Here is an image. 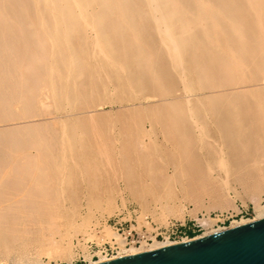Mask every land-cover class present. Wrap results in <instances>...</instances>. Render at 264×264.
<instances>
[{
  "label": "rangeland",
  "instance_id": "rangeland-1",
  "mask_svg": "<svg viewBox=\"0 0 264 264\" xmlns=\"http://www.w3.org/2000/svg\"><path fill=\"white\" fill-rule=\"evenodd\" d=\"M15 32V33H14ZM14 32H9V36H12V35H15V36H13V37H9V39L8 38H6V40L7 41H10L12 38H13V43L10 41V42H5L6 44H0V45H2V47H7V51L6 50H0V55L2 56H0L1 57V60H0V66H1V68H0V81L1 80H3V79H1V74L3 73V71L5 72V70H6V72L7 71H9L8 72V75L9 74H13L14 73V69H16L17 68V65H18V69H16V78L18 77V76H21V77H18L17 78V80H14L15 79V75H13V80H11L10 81V83L8 82V85L10 86L11 84H12V86L14 87H12L11 86V90H14L13 91V94H10V93H12V91H10V87L8 86L7 88H6V80L7 81H9L8 79V77H7V79H5L4 78V80H3V82L1 81L0 82V84L2 83V88L0 87V102H2V101H8V103H9V100H12L13 101V98H14V96H15V94H17V93H19V94H17V95H23V96H21V99H23L22 97H24V99H25V97L26 96H24V94L26 93L27 94V98L29 99V100H31V101H29V103H31L30 105H32V106H27V107H25L24 105H26L27 103H23L24 101L26 102V99L25 100H21V101H23V102H20V100H19V96L17 97H15V99H16V101H14V105H16L17 104V101L19 100V106H20V104L21 103H23V105L22 106H20V109L21 108H23V109H21V110H17L16 108L18 107V105H17V107H12L14 110H15V112H14V110L12 109V108H9L8 107V105L9 104H11L12 102H10L8 105H7V102L5 103L4 102V104L2 105V103H0V122H2V124L4 125V124H6V125H9V126H5L6 128H5V130H3L4 129V126L1 124L0 125V138H1V136H3L2 138L4 139V141H5V143L3 142V141H1L2 140V138L0 139V144H2V145H0L1 147H0V190L2 191H0V194L2 193V194H4V195H0V197L1 198H3V200L0 198V200H2V201H4V198L6 197V198H8V199H6L5 198V200H7V202H5V203H3L2 201H0L1 202V204H0V206L1 205H7V206H9V204H7V203H10L11 204V202L12 201H14V200H10V199H13L14 197L13 196H16L15 198H16V200H18L17 198H19V200H21V202L20 201H16L15 200V202L17 203H15V204H13L12 206H22V201H23V203H24V200H26L25 202H28V200L29 199H32V198H34L35 196V199L36 200H38V197L40 196V195H38V197H37V195H35V193L36 192H38V187H40L41 189H39V191H41L42 193H44L45 194V197H43L44 196V194H43V198H41V199H43V200H38L39 202L41 201H43V203H45V204H43V203H41V204H43V205H45L46 206V209H50V208H52L53 207V205H54V209H55V207H58V204H63L64 203V205H65V207H58L59 208V210L62 212V214H61V212H58L57 211V209L55 210V212H56V214H54L53 213V215L55 216H59L58 214L60 213V215H62V217H64L65 215H70L72 212H71V210L70 209H72V211H77L78 209H79V207L77 206V202H78V198H79V203H80V200H81V203L80 204H78V205H81V207L82 208H80L81 210H78V211H81L80 213L77 211V213H75V215L77 216L76 218H77V220L78 221H81L82 220V222H84L85 221V226L84 227H82L80 230L81 231H79V233H76L73 237H72V240H71V242H72V244H71V248H73V249H70V253L69 254H71L70 256H69V258L67 257V259L69 260H64L62 257H57V258H54V259H50V258H48L49 256L48 255H42V254H44L43 253V251H42V254L39 252V250L37 251V254H39L37 257L38 258H40L39 260H41V262L42 263H44V264H87V263H90V261H92V260H99L100 259V257H99V255L101 254V256H113V255H118L119 253L118 252H121V249L119 250V246H117L118 244H116L115 243V241L113 240V247L111 246L112 245V241H108V240H106V241H102V243H100L101 241L100 240H98V242H97V238L95 239L94 237H96V236H94V234H97L99 237L101 236L100 235V232H99V230L100 231H102L101 229L102 228H105L104 227V225H106V224H108V225H110V228H112V230H115V232H117V233H119V234H121V235H123V236H126L127 237V239H128V241H127V243H128V245H127V247L126 248H129V247H131L130 245H133V243H137L136 244V246L138 247V246H140L144 241L146 242V244L147 243H149V244H151L152 242H153V238H156L157 240H159V241H162V242H164L165 240L167 241V239L170 237L171 238V241H181L182 240V238L184 237H186V236H189V239L190 238H194V237H196V236H200V235H202V233H206V231L207 232H209V231H211L212 229L214 230V228L215 229H219L218 227H220V228H223V227H228L229 228V226H231V224L234 222V221H236V220H241V219H252V218H254L255 217V203L254 202H252V200H250V199H248V198H246V204H244V202H243V200H241V198L239 197V196H237L236 195V191H238V192H242V189L240 188V184L238 183V181L236 180V173H237V170L239 171V169H238V166H239V164H240V158L239 157H252V155H255V157L257 156V157H259L258 156V154L259 153H256L255 152V150L257 151V149L259 150V148H260V150H261V152H262V154H264L263 153V149H261V147L263 146L264 147V133H262V131L264 130V128H262L264 125V113L262 112V111H264L263 109L259 112L258 110L256 111L255 110V106L258 104H253V103H256L255 102V100H254V102H252L253 100H251V102H250V98H249V95H245V93L244 92H239L238 90H240V89H242L243 87H242V85L240 86V83H242L243 84V86H244V84L245 83H248V82H250V81H252V79H254L255 80V78H250L252 75H253V77H254V73H255V70L257 71L256 73L259 75L260 74V76L261 75H264V73L263 74H261V72L262 71H258L259 69H255V70H253V69H250L249 70V66H250V68H252V66L251 65H249V66H245L246 68H247V71H249V72H246L247 73V80H246V82L244 83L241 79L243 78V76L245 75V77H246V74L244 73L243 74V72H245V70L244 69H246V68H242V70H243V72L242 73H238V70L236 69L237 67H238V69L240 68L239 66H235L234 64H233V66H235V68H232V70L230 69V65H232L231 63H230V65H228L227 64V62L229 63V62H232V59L230 58V54L228 53V51H227V47L225 48L224 46V50H225V52H227V55H226V57H227V59H225L224 57H222V56H219L224 62H225V66L227 65V67L225 68L226 70H224V67H223V65H224V62L222 61H220L219 59V57H216V56H212L211 54H210V56H207V54H206V58H204L203 59V62H206V63H203L204 64V69L207 71H205L204 70V73L205 74H203V81L202 80H200L199 78H201L199 75L200 74H198V72H197V75H196V71H197V69H196V66L194 65V66H192V68H191V66H190V64L188 65V68L189 69H187V70H189V71H187L186 73H185V80L189 83H187V82H183L182 81V78L179 76V75H177L178 73H175V74H173V72H176V71H173L172 70V68H171V66H169V68L167 67L168 66V64L169 63H167V62H169V59H168V61H166L167 59H165L166 57H165V53H161V52H158L159 53V56H158V64L163 68V69H165L164 71H166L167 72V69L166 68H168L169 70H171V71H168V74L166 75V77H165V79H164V81H162L160 84H158V85H156V83H153L152 81H145V80H142V78H139L140 76H141V74L140 75H138L140 72H139V70L138 71H135V78H136V80H138L139 79V81H140V83H141V85H140V83L138 84L137 82H136V84H138L139 86H137V85H135V83H130L131 81L133 82V80H134V82L136 81L135 80V78L133 77V78H130V76L128 77L126 74V76L124 75V74H121V72H119V71H116V69H115V67L113 66V65H110V63L108 62V65H109V67H111L112 69L114 68V70H115V74H116V76H117V74H118V76L117 77H115L114 79L115 80H118V79H116V78H119V79H121V81H122V83H125V84H129V85H127V86H125V84H122V85H124V87H125V90H126V87H128L127 88V90L129 91H127L126 90V92H128V94H129V97L130 98H132V99H128L129 97H128V94H125L124 93V90L122 91L121 89L122 88H120L118 85H115V84H120V81L118 80V81H116L115 82V80L113 81L112 79H113V76H115L114 75V72H113V70L111 69V68H108V70H107V72L111 69V71H109L110 73H112V74H110L109 72L107 73L106 72V74H105V70H106V66H107V60H106V58H105V56H103L102 54H103V52L102 53H100L99 52V50H97V49H99L98 47L99 46H94L93 44H95L94 42H93V44H92V41H93V39H95V36H93V35H96V32L95 31H93V30H86V31H82V32H78V34H81V36L80 35H78L79 36V39L81 40V41H83V42H79L80 40L78 39V37H76L77 35H75V33H77V32H75V33H73V35L75 36H73V39H74V42H76V44L75 45H73V47L74 46H76L77 45V50H79L78 48H80V51L79 52H81V50L82 49H84V47H86V45L85 46H83V44L82 43H85V41L87 42V38H86V35L88 34H91V35H87V37H89L88 38V43H89V40H90V42L91 43H86V44H88V49H86L85 48V51L84 50H82L83 51V54H82V52H81V56H83L84 55V53L86 54L87 53V50H89L88 51V53H89V56L91 57V55L93 56V58H92V60H91V58L89 59L88 57H87V55H88V53L86 54V56L84 55V60L82 59L81 61V65L83 66V69H82V72H83V75L81 76V78L80 77H77V78H79V80L78 81H81V82H83V83H81L82 85L84 84V82L86 83V85H84V86H82L81 84L79 85V88H78V86L76 87L77 89H75V85L77 84H79V82H77L75 85L74 84H72L73 82H75V80L73 81V78H69L70 76H71V74H73V73H75L74 72V69L72 70L73 72L71 73V71L69 70V71H67L66 70V67H64V66H66L67 65V69H70V68H72V66H69L68 67V63L65 65L64 64V66L62 67V65L61 66H59V68L60 69H62V68H64L66 71L65 72H68V74H70V76L68 77V74L66 73L65 75H67V76H65L62 72L64 71V70H62V72H60L61 70L59 69V74L58 73H56V74H53L52 72H58V69H55L58 65L56 64V65H54V67L55 68H53V67H51L52 65H50L51 63H53V59L52 58H50V56L48 57V55H49V53H51V51H50V48H48V50H45L47 47H50L49 45L47 46L46 44L48 43V41L46 40L45 41V43H44V46H47L46 48L44 47V46H42L41 44H43L42 43V41H43V36L44 35H46L45 33H44V35L43 36H41V32H40V35L39 34H37V36L39 35V36H41V38L42 39H39L40 40V42H41V44L38 42V37L36 38V36L35 35H33V34H31V33H26V34H23L24 36H25V39L27 40H25L26 42V45H27V47L25 46V43H24V41L21 43V44H23L22 46H21V44H20V47H19V45H17L20 49H23V51L25 52V54L24 53H22V54H24V55H22L21 54V52H22V50L20 51V50H18L17 49V47L15 48L14 47V49L15 50H12L11 48H12V46L11 45H13V44H15V41H17V38H15L16 36H20V34L19 33H16V32H19V31H15L14 30ZM89 32V33H88ZM91 32V33H90ZM95 32V34H93V33ZM8 33V32H7ZM6 33V34H7ZM43 33V32H42ZM83 33V34H82ZM3 34V33H2ZM4 35L3 34V36H8V34L7 35ZM11 34V35H10ZM84 34H86V35H84ZM152 34L153 35H151V36H153L152 38L154 39V40H156V42H158L157 40H159V37L158 36H156V34L154 33V32H152ZM27 35V36H26ZM91 36H93L94 38H92ZM156 36V37H155ZM45 37V36H44ZM85 37V38H84ZM158 37V38H157ZM11 38V39H10ZM19 38V37H18ZM40 38V37H39ZM90 38H92V39H90ZM157 38V39H156ZM16 39V40H15ZM83 39V40H82ZM84 39H86L85 41H84ZM77 40H79V41H77ZM95 41V40H94ZM73 42V43H74ZM155 42V44H157ZM159 42H160V40H159ZM158 42V43H159ZM10 43V44H9ZM20 43V42H19ZM38 43L40 44L39 46H38ZM50 43V42H49ZM36 44V45H35ZM155 44H153V45H151V50H157V49H155V48H157L158 46H156ZM8 45V46H7ZM155 45V46H154ZM159 45V44H158ZM10 46V47H9ZM13 46H15V45H13ZM81 46H83V47H81ZM38 49H37V48ZM93 47H95V49H93ZM97 48V49H96ZM100 48H101V50L103 49L104 50V48L102 47V46H100ZM6 49V48H5ZM25 49V50H24ZM29 51H28V50ZM18 51V53H20V54H16L17 53V51ZM75 50H76V47H75ZM96 50L98 51V52H96ZM9 51V52H8ZM29 53H28V52ZM39 51H41L42 53H43V55H45V58L44 59H38L36 56L38 55V52ZM47 51H49L48 53H47ZM92 51H94V52H92ZM157 51H159V50H157ZM8 52V53H7ZM91 52V53H90ZM96 52V53H95ZM164 52V51H163ZM2 53H4V54H2ZM10 53H11V55H10ZM28 53V54H27ZM78 53V52H77ZM97 54V55H95V54ZM100 53V54H99ZM104 53H105V51H104ZM8 54V55H7ZM26 54H27V56H26ZM48 54V55H47ZM80 54V53H79ZM165 54V55H164ZM5 55H7L8 56V61H6V60H4L3 59V57L5 56ZM10 55V56H9ZM14 55V56H13ZM30 55V56H29ZM33 55V56H32ZM51 55V54H50ZM13 56V57H12ZM21 57V56H24V58H22L23 60H25L26 59V61L27 62H25L26 63V66L24 67V65H25V63L23 62V64L21 63V61H19L18 59H16L17 57ZM34 56H35V58H34ZM165 58H164V57ZM26 57V58H25ZM85 57H87L89 60H87L88 62H91V63H89V66H88V62L87 63H85L86 62V58ZM94 57L96 58V59H94ZM162 57V58H161ZM214 57V59H215V61H214V59L212 60V58ZM229 57V58H228ZM4 58H7V57H4ZM210 58H211V60H210ZM217 58H219V59H217ZM18 60L17 61V63H19V64H17L15 61L16 60ZM22 59H20V60H22ZM50 59H52L51 61L52 62H50ZM99 59H102V60H99ZM230 59H231V61H230ZM3 60L4 61H6L5 62V65L3 64ZM11 60V61H10ZM49 60V61H48ZM104 60V61H103ZM206 60H208L209 62H207ZM10 61V63H8ZM84 61V62H83ZM99 61H100V63H99ZM214 61V62H213ZM216 61H217V63H216ZM14 63V65H13V63ZM44 62V63H43ZM48 62V63H47ZM50 62V63H49ZM10 64V66H12L13 65V68L12 69H10V67H9V65L8 64ZM28 63V64H27ZM2 64L4 65V66H2ZM17 64V65H16ZM43 64H44V66H43ZM85 64H87V66L84 68V65ZM206 64V65H205ZM208 64H210V65H208ZM21 65V66H20ZM37 65V66H36ZM98 66V68L99 69H96L97 68V66ZM101 65L102 66H104V67H101ZM212 69L211 71H212V73L210 72V70H209V68H207L208 66ZM14 66H16V67H14ZM20 66V67H19ZM45 66H46V69L48 70H45L46 71V73H48L49 75H50V72L52 73L51 75H53V76H49V75H46V73H44V71H43V69H45ZM94 66H96L94 69H95V71H93L94 69L92 68V67ZM166 66V67H165ZM221 68H220V67ZM4 67H6V69L4 70L3 68ZM9 69H8V68ZM22 67V68H21ZM62 67V68H61ZM81 67V66H80ZM229 67V68H228ZM253 67H256V66H253ZM50 68H52L53 69V71H49L50 70ZM58 68V67H57ZM73 68H75V67H73ZM90 68V69H89ZM92 68V69H91ZM216 68V69H215ZM256 68H260V66H257ZM8 69V70H7ZM25 69V70H24ZM85 69H89L88 71H87V73H88V75H89V73L92 71V72H97V70H98V72H97V74H98V77H100V79H101V77L103 78V80L105 81V79H107V82L105 81H103V82H99V80L100 79H98V83L97 82H93V81H96V79H94V78H96L97 77V75L94 73V76H92L93 75V73H92V75H91V73H90V77H86L85 78V76L87 75H85ZM222 69V70H221ZM228 69H229V72H230V74L231 75H236V74H238V75H240L241 77V81H239L238 80V78H239V76H237L236 75V78H234V80H238L237 82L239 83V85H238V83H236V84H234V82L235 81H233V78L232 77H234V76H232L231 77V75H229V73H228ZM233 69H235L236 70V72H235V70H233ZM241 69V68H240ZM261 70L263 69V67L261 66V68H260ZM1 70H3L2 72H1ZM18 70V71H17ZM30 70H31V72H30ZM38 70V71H37ZM42 72H41V71ZM102 70V71H101ZM196 70V71H195ZM209 70V71H208ZM224 70V71H223ZM241 70V71H242ZM25 71H27V72H25ZM90 71V72H89ZM195 71V72H194ZM219 71H223L222 72V74H221V72H219ZM225 71H227L226 73H225ZM6 72L3 74V75H7L6 74ZM20 74H18V73ZM101 72V73H100ZM137 72H139V73H137ZM189 72H191V73H189ZM193 72V73H192ZM239 72H240V70H239ZM252 72H254V73H252ZM263 72H264V70H263ZM14 73V74H15ZM27 73V74H26ZM29 73H30V75H29ZM31 73H33V74H35V78H34V75L33 74H31ZM40 73L42 74V75H40ZM61 73L64 75V77H66L65 79V81L62 79V76H61ZM102 73H104V74H102ZM189 73V74H188ZM195 73V74H194ZM228 73V74H227ZM236 73V74H235ZM252 73V74H251ZM17 74H18V76H17ZM60 75L61 77H59V76H56V75ZM76 74V73H75ZM102 74V75H101ZM109 74H110V76H109ZM192 74V75H191ZM224 74H226V75H229V76H227V77H229V78H227L226 77V75L224 76L225 78H226V81H225V79H224V77H222V75H224ZM251 74V75H250ZM7 75V76H8ZM23 75V76H22ZM33 75V78L32 77H28V76H32ZM87 75V76H88ZM100 75V76H99ZM106 76V77H103V76ZM111 75H113L112 76V79L111 78H109V77H111ZM120 75H122V76H120ZM175 75H177V76H175ZM188 75V76H187ZM192 77H191V76ZM197 76V78L201 81H198V79L196 78V76ZM257 75V76H258ZM45 76H47L48 77V79H45V80H47V82L48 83H45L46 81H44V79H43V77L44 78H47V77H45ZM84 76V78L85 79H92V77H94L93 78V81L91 80V82H90V80H89V82H86V80L84 79V78H82ZM138 76V77H137ZM199 76V77H198ZM215 76V77H214ZM250 76V77H249ZM256 76V77H257ZM259 76V78H257V79H262L263 77H260ZM3 77H6V76H2V78ZM24 77H25V79H29V78H32V80H33V84L31 85V79H29V80H27V82H26V80H23L24 82H26V83H29L28 85H26V83H24L23 81H22V79H24ZM50 77V78H49ZM53 77V78H52ZM55 77V78H54ZM58 77V79H56ZM63 77V78H64ZM97 77V78H98ZM126 77V78H125ZM181 79H180V78ZM204 77H206L205 79H204ZM60 78V79H59ZM77 78H76V80H77ZM170 78H171V80H173L172 82H175V83H173L174 85H172V86H174L175 88H174V90H176L177 91V93H176V91H174L175 92V94L173 95H171V93H174L173 91L169 94L168 92H163L164 94L166 93H168V95H169V97L171 96H173L175 99H177V100H179V101H182V99H184L181 103H183V104H185L186 102H185V98H186V100H187V102L189 103L188 105H190V107L189 106H187L188 108H190L191 110H192V114L189 112L188 113V111H191L190 109L187 111V114H191L190 116L188 115V117L191 119V121L193 120L194 121V124H193V121L192 122H186V121H184L183 119H186L187 118V115H186V112L184 113L183 112V110H185L184 108H186V110L188 109L187 107H186V105H187V103L185 104V106H182L183 104H180V102L179 101H177V100H175L176 102L175 103H171V104H173V105H169L170 104V102H174V101H172L171 100V98H168V96H166L167 98H164V99H167V100H171L170 102H168L169 104H167L166 102H167V100H164L162 97L164 96L165 97V95L163 94H160L161 92L160 91H163V89H165L164 91H166V90H168V91H171L172 89H173V87L171 88V83H170ZM177 78H179V80L177 79ZM195 78V81L196 82H193L194 80H191V79H194ZM208 78V79H207ZM218 79L219 80V84H220V86H217L218 85V83L217 82H213V81H215L216 79ZM49 79L50 80H52V82H55L54 83V86L53 85H51V81H49ZM55 79V80H54ZM63 81H62V80ZM81 79V80H80ZM127 79V80H126ZM128 79H130V81L128 80ZM131 79H133V80H131ZM188 79V80H187ZM197 79V80H196ZM212 80V83H210L211 81L210 80ZM221 79H223V81L221 80ZM233 83L232 84V87L230 86V81ZM54 80V81H53ZM61 80V82H66L65 84V86H64V84H62L63 86H64V90H63V88L61 89V90H63L62 92H63V94L66 96H68V98L66 97L65 98V96L63 97L66 101H63L64 102V105H63V108L64 109H62V105H60L59 104V106H60V109H58L59 107H58V103H61L62 102V100L60 99V97L62 98V96H61V94H62V92H61V90H60V88L62 87V85H58L59 83H56V82H59ZM68 80V81H67ZM84 80V81H83ZM208 80V81H207ZM228 80V81H227ZM263 80V79H262ZM261 80V81H262ZM19 81V82H18ZM31 81V82H30ZM42 81H44V82H42ZM73 81V82H72ZM88 81V80H87ZM111 81V82H110ZM112 81L114 82V83H112ZM177 81V82H176ZM182 82V84H180V82ZM210 81V82H209ZM217 81V80H216ZM225 81V82H224ZM15 82H17V83H15ZM51 82V83H50ZM92 82H93V84L94 83H97V85H98V87H97V85L95 86V84H94V86L96 87H94V86H92L93 84H92ZM110 82V83H109ZM118 82V83H117ZM152 82V83H151ZM191 82V83H190ZM211 84V88L210 89H208V87H206V85H210L209 83ZM222 82H224L223 84H222ZM229 82V83H228ZM254 82V81H253ZM253 82H251V83H248V84H246V86H244V88H247V85L249 86V87H252L251 88V91H250V93L252 92V91H254V88L257 86H260V89L261 90H259L257 87V89L254 91L255 93H258L259 94V96H257L254 92H252L251 93V98H253V99H256V98H259L260 97V99H261V103L262 104H260V102H259V105H263L264 106V94L262 93L263 92V90H262V88L264 89V81H262L261 83H262V88H261V83H258L259 81H255L254 83H258V85H256V84H252ZM5 83V84H4ZM20 83V86L18 85ZM49 83H50V85H49ZM87 83H88V85H87ZM90 83H91V86H92V88H90V89H92V90H94V91H96V92H93V93H95V94H93L94 96H96V97H93V95L91 96L90 94H88L89 92H92V90H90V91H88V88L90 87ZM101 83H102V85H101ZM109 85H107V84ZM163 83V84H162ZM177 83L179 84V87L177 88L176 86H177ZM184 83H186V86H188L187 88L188 89H190V91H191V93L189 92V90H185V84ZM193 83V84H192ZM195 83H197V85L195 84ZM198 83H203V86H201L200 84H198ZM206 83V84H205ZM24 84L25 86H26V88H23L24 86H22V85ZM70 84V85H69ZM103 84H106L107 86H108V88H110V89H108L107 91H109V92H111L110 93V96H109V98L111 99H115L114 101L111 99V101L109 100V98H108V95H109V92L107 93V94H105L107 91H106V89H107V87H105L106 85H103ZM145 85V87H144V89H143V85ZM162 84V85H161ZM225 84V85H224ZM250 84H252V85H254V86H252V85H250ZM260 84V85H259ZM31 85V86H30ZM34 85V86H33ZM40 85H42V86H40ZM44 85H46V88L45 87H43ZM47 85H48V87L50 86V87H52V88H56L55 89V91H54V89H53V91L54 92H56V94L54 95V97H52V101H42V100H45L46 98H44L45 96H46V94H47V91L49 92V90H47L48 88H47ZM72 85H73V87H72ZM112 85H114V87L112 86ZM135 85V86H134ZM152 85V86H151ZM160 85V86H159ZM164 85V86H163ZM182 85L185 87L184 88V90H185V93H184V90H183V87H182ZM193 85V86H192ZM200 85V86H199ZM222 85H223V87H222ZM233 85L234 86H236L235 88L233 87ZM256 85V86H255ZM4 86V87H3ZM21 86H22V89H19V90H16V89H18L17 87H19V88H21ZM28 86H30V88L28 87ZM57 86H59V87H57ZM61 86V87H60ZM72 88H71V87ZM82 88H81V87ZM87 86H88V88H87ZM102 86H104L105 87V89H104V87H102ZM129 86H130V88H129ZM137 89V90H140V86L142 87V89H143V91L147 94V92H150V93H148L149 95L147 96H145V94H144V92H143V94H142V92L141 91H139V92H141V93H137L136 92V90H135V88ZM137 86V87H136ZM162 86V87H161ZM195 86H198V87H196L197 89H198V91H196V89H195ZM206 87V90H203V89H205V87ZM237 86H240V87H237ZM27 87L29 88L27 91H28V93H30V92H37L38 91V89H41L42 87L45 89V91H44V93H43V90H41L42 91V95L44 96H42L43 97V99H42V97H41V91L39 90V95H37L36 93H34V94H32V95H34V96H36L37 95V98L40 96V98H38V99H41V100H38V99H36V101H38V103L41 101L42 103L44 102V104H45V102H48L47 104H45L46 106L47 105H49V104H51L52 106L51 107H53L54 108V111L52 110L53 108H50V106H49V108H47L46 106H44V108L45 109H43V110H45V111H48L47 109H50V112L51 111H53V112H51V114L50 113H48L49 115H51L50 117H49V115L47 114V112H46V116H48L46 119L45 118H43V116H44V114H43V112H45V111H43L40 107H42L43 105H41L40 107H39V105L37 104V102L35 101L34 103H32V101H34L35 100V97L34 98H32V99H30L31 97H32V95H31V97H28V93H27V91H26V89H27ZM33 87V88H32ZM39 87H41V88H39ZM50 87H49V89H50ZM85 87V88H84ZM93 87L95 88V89H97V88H100V87H102L103 89H99V91H102L103 92V95L101 96V94H102V92H97V90H95V89H93ZM118 87V88H117ZM122 87V86H121ZM123 87V88H124ZM131 87H133L132 89H131ZM139 87V88H138ZM166 87H168V89H166ZM190 87V88H189ZM201 87H204L203 89L201 88ZM221 88L222 87V91L220 90L219 91V88ZM226 87H228V88H226ZM230 87V88H229ZM71 88V89H70ZM87 88V89H86ZM116 88V90H114L113 92H112V89H115ZM161 90H160V89ZM179 88H181L180 90L182 91V94L184 95V97H183V95H181V91L179 90ZM186 88V89H187ZM193 88L195 89V90H193ZM216 88H218V89H216ZM232 88V90H231V92H230V89ZM233 88H234V90L235 89H237L236 91H238L239 93L238 94H236V91L234 92L233 91ZM243 88V89H244ZM3 89H5V91H3ZM25 89V90H24ZM34 89V91H32ZM73 89H74V91H73ZM85 89V90H84ZM118 89H120L121 91H119L122 95H124L123 96V98H125V97H128V98H126L128 101H126V100H121V98H118L121 94L118 92V94H117V92L116 91H118ZM211 89L213 90V91H211ZM214 89H216V90H214ZM227 89H229V90H227ZM9 90V91H8ZM21 90V91H20ZM37 90V91H36ZM47 90V91H46ZM50 90H52V89H50ZM65 90H66V92H65ZM83 90V91H82ZM146 90V91H145ZM160 90V91H159ZM211 91V92H209V91ZM245 91H247V90H249V88H247V90L246 89H244ZM244 90H240V91H244ZM16 91H18L17 93H16ZM21 93H20V92ZM71 91H73V92H75L76 91V93H73V92H71ZM86 91V92H85ZM132 91V92H131ZM134 91V92H133ZM188 91V92H187ZM192 91L194 92V91H196V92H198L197 94H195L194 95V93H192ZM214 91H216V92H214ZM258 91V92H257ZM4 92V93H3ZM9 92V93H8ZM15 92V93H14ZM25 92V93H24ZM51 92L52 91H50V94H51ZM60 92V93H59ZM77 92H78V94H79V96H77ZM81 92V93H80ZM116 93V95H115V93ZM180 92V93H179ZM218 92V93H217ZM219 92H220V95H222V97L221 96H219L218 94H219ZM260 92V93H259ZM8 93V94H7ZM71 93H73V95L71 94ZM99 93V94H98ZM101 93V94H100ZM113 93H114V95H113ZM132 93V94H131ZM179 93V97H181V98H177V97H175V96H177V94ZM188 93V94H187ZM202 93H204L205 94V96L207 97V98H204V96H203V94ZM214 93V95H216V96H214L213 95V97L211 96L212 94ZM215 93H217V94H215ZM222 93V94H221ZM247 93H248V91H247ZM246 93V94H247ZM4 94H7L8 96H7V98L5 99V98H2L3 97V95ZM36 94V95H35ZM50 94H47V96L48 95H50ZM52 94H53V92H52ZM51 94V96H53ZM98 95V97H97V95ZM136 94H137V96H136ZM141 94V95H140ZM152 94V95H151ZM186 94V95H185ZM193 95L192 97H191V95ZM198 94H201V96L200 97H198L197 95ZM206 94H208L209 96H207ZM249 94V93H248ZM256 95V96H252V95ZM10 95H12V96H10ZM14 95V96H13ZM76 95V96H75ZM82 95V96H81ZM118 95V96H117ZM126 95V96H125ZM143 95V96H142ZM181 95V96H180ZM217 95L219 96V98L217 97ZM242 95V96H241ZM5 96V95H4ZM10 96V97H9ZM30 96V95H29ZM51 96H49L48 97V99H50V97ZM75 96V97H74ZM185 96H188L189 97V99L190 100H188V97H185ZM226 98V99H228V100H226L225 101V99L224 100H222L224 97ZM244 96H246V97H244ZM247 96H248V98H247ZM6 97V96H5ZM56 97V101H57V104H56V102L54 101V103H53V98H55ZM79 97V98H78ZM101 97H103V98H101ZM134 97H136V98H134ZM183 97V98H182ZM194 97V98H193ZM195 97L196 98H198L199 99V101H197L198 99H195ZM201 97H203V98H201ZM220 97L222 98V99H220ZM262 97V98H261ZM10 98H12V99H10ZM62 98V99H63ZM72 98H73V100H72ZM75 98V99H74ZM77 98V99H76ZM104 98H106L107 100H105ZM122 98V99H123ZM134 98V99H133ZM141 100V102L138 100ZM143 98V99H142ZM174 98H173V100H174ZM213 98H214V100H213ZM5 99V100H4ZM58 99V100H57ZM59 99L61 100L60 102H59ZM70 99V100H69ZM117 99H119V101H117ZM139 101H137V100ZM161 99V100H160ZM181 99V100H180ZM193 99H195V101H193ZM206 99V100H205ZM218 99H220L219 101H218ZM234 99H235V101H237L236 103L234 102V104H236L235 106H234V104H233V101H234ZM244 99L246 100V101H244ZM249 100V102H248V100ZM260 99H256V100H260ZM71 101V103L70 104H68L69 103V101ZM134 100H136V101H134ZM154 100H156L157 102H159V103H157L156 101H154ZM163 100V101H162ZM192 100V102H190ZM213 100V101H212ZM233 100V101H232ZM263 100V101H262ZM74 101V102H73ZM79 101V102H78ZM85 101H87V103L86 104H88V105H85ZM103 101H105V102H103ZM130 101H131V103L133 104L132 105V107H130L129 105H131V103H130ZM149 101V102H148ZM166 101V102H165ZM202 101V102H201ZM204 101L206 102V104H207V106L206 107H208L209 108V110H208V112L206 111V112H204L205 110L204 109H206L207 110V108H204L205 106L204 105H206V104H204ZM221 101H222V104H221V107H222V109H219V103H221ZM223 101H225V103L223 102ZM239 101V102H238ZM242 101V102H241ZM246 102V103H244V102ZM15 102H16V104H15ZM98 103V105H95V104H97ZM111 102V103H110ZM138 102V103H137ZM145 102H147V103H149L150 104V106H151V104H152V107L153 108H150V106H148L150 109H153L154 110V104L155 103H157L156 104V108H158L159 107V109L157 110V111H159L160 112V114H162V116H161V118L160 117H156L155 118V114L157 113V111H156V113L154 112V111H152V110H149V108L147 107V106H143V104H146L147 105V103H145ZM155 102V103H154ZM162 102V103H161ZM196 102V104H197V109H195V107H194V103ZM231 102V103H230ZM241 102V103H240ZM41 103V104H42ZM55 104L56 105V107L53 105V104ZM65 103H67V104H65ZM99 103H100V105H99ZM110 103V104H109ZM127 103H129V104H127ZM141 103V104H140ZM154 103V104H153ZM164 106V104H165V109H164V107L161 105V104ZM164 103V104H163ZM176 103L178 104L177 106V108H181V109H179V112L182 110V112H183V114H180L179 112H178V109L176 110L175 108H173V110L174 111H176V112H178V114H179V116H178V119H179V117H180V115H184L183 117V119L180 117V119H182L183 120V124L181 123V121L180 120H177L176 118H175V123L177 122V123H180V125L178 124V128H179V130H178V132H177V127H176V125L175 126H173L175 123L173 122L174 121V118L173 117H176V115H178V114H176V112L174 113L175 114V116H174V114L173 113H170L169 114V112H170V109H169V111H168V108H170L171 107V109H172V106H176ZM202 103H203V106L204 107H202ZM229 105V107L230 108H228L227 106V104ZM250 103V104H249ZM81 105V106H78V105ZM92 104H94V105H92ZM139 104V105H138ZM216 104H218V106L216 105ZM225 105V107H223L224 105ZM6 105V106H5ZM13 105V103H12V105L11 106H14ZM35 105V108L37 107H39L38 108V110H39V112H38V110H37V108H36V110H32L34 113H35V111L37 112L36 113V117L37 116H39L40 115V113L42 112V114H41V116L40 117H42V118H40V117H35V115H34V118H32L31 116V114H33V113H31L32 111H31V109L30 108H32V109H35L33 106ZM36 105H38V106H36ZM138 107H137V106ZM144 107H142V106ZM170 107H169V106ZM211 105V106H210ZM223 105V106H222ZM242 105V107H240ZM245 105V106H244ZM253 105H255V106H253ZM5 107V109H4V107ZM10 106V107H11ZM65 106V107H64ZM77 106V107H76ZM85 106H88L89 108L91 107V109H93V110H91V109H86L87 107H85ZM122 106L123 107H128V108H131L130 110H131V112H130V110L128 109V111L127 110H125L126 108H122ZM136 106V107H135ZM7 107V108H6ZM28 110V107H29V109H30V111L31 112H29V111H27L25 108ZM70 107H73V108H70ZM75 107V108H74ZM134 107V108H133ZM163 107V108H162ZM167 107V108H166ZM211 107V108H210ZM228 108V110H227V108ZM239 109H238V108ZM246 107H247V109H246ZM258 107V109H259V106H257ZM9 108V109H8ZM19 108V107H18ZM57 108V110H55ZM67 108V109H66ZM70 108V109H69ZM97 110H95V109ZM121 108V110H122V112H121V110H119V109ZM223 108L224 109H226L224 112H227V114L226 113H224L223 114V116H222V114L220 115V113H222V111H223ZM232 108V109H231ZM234 108H236V109H238L236 112L238 113H236L235 111H232V110H235ZM250 108V109H249ZM260 108H262V107H260ZM12 111H11V110ZM24 109H25V112L23 113V111H24ZM75 109V110H74ZM132 109L133 110H135V112H134V114L136 113V115H134V116H137V117H135L136 118V121H135V119L133 118V119H131L133 116H132V113H133V111H132ZM143 109V110H142ZM257 109V108H256ZM8 110L9 111H11L10 113L8 112ZM16 110L18 111V113L16 112ZM40 110H41V112H40ZM61 110H63L62 112H61ZM67 110H69L70 112H67ZM76 110H78L77 112H75ZM82 110H83V113H81L82 112ZM84 110H85V112H86V110H88V112L87 113H85L84 112ZM110 110H111V112H110ZM117 110V111H116ZM138 110V114H137V111ZM156 110V109H155ZM166 112H165V111ZM173 110H171L172 112H174ZM185 110V111H186ZM195 110H196V112L198 111V113H199V110H200V112L201 113H203V115H205V113H206V115L207 114H209L210 115V113L212 112V113H214V114H212V116H214L217 112V115L215 116V118L213 117L212 118V116H203V119H205L206 120V122H205V120L203 121V122H205L204 124H202L201 122V124H202V126L203 125H205L206 126V128H208L209 129V131H207L206 130V128H205V126H203V129L201 130V135L199 134V131L198 130H200V129H198L197 128V126L196 125H198V127H200V124H199V122L198 121H200L201 119H202V114L200 115L201 116V118H199L200 116H199V114H197V113H195ZM218 110V111H217ZM219 110H220V113H219ZM245 110H247V112H244ZM248 110H251V111H248ZM22 113H21V112ZM57 111H59V112H57ZM105 111H107V112H105ZM116 111V112H115ZM151 111V112H150ZM228 111H230L229 113H228ZM256 111V112H255ZM6 112H7V114H10V117H9V115H8V117L6 118V116H7V114H6ZM13 112H14V115L16 114V115H18L19 117L18 118H16V117H14V115H13ZM29 112V113H28ZM49 112V111H48ZM54 112H55V114L57 115L56 117H55V114H54ZM61 112V115L59 114ZM65 112V114L67 113V115L65 116V114H63L62 115V113H64ZM73 112H75V113H73L74 114V117H73V121L74 122H72L71 120V118H72V113ZM80 112V114L81 115H83L84 117V120L82 119V121H83V123L82 124H76L75 122H77V123H80L79 121H80V119L79 118H81V116L79 115V114H77V113H79ZM92 112V114H93V112H94V114L96 113V115L97 114H100V115H98V119H96L95 117H94V122L92 121V120H88L87 121V119L89 118H91L90 117V113ZM108 112L110 113L109 115H108ZM112 112H113V115H112ZM129 114H128V113ZM143 112V113H142ZM240 112H242V113H240ZM250 112H253V115H252V113H250ZM71 113V114H70ZM89 113V114H88ZM101 113H103V114H101ZM106 113H107V116L105 117V115H106ZM153 113V114H152ZM260 113V114H259ZM20 114H22V116L20 115ZM25 114V115H24ZM28 114L29 115H31V116H28ZM39 114V115H38ZM54 114V115H53ZM93 114V115H94ZM121 114H123V115H121ZM160 114H157V115H160ZM218 114H219V116H218ZM232 114V115H231ZM244 114V115H243ZM259 114V115H258ZM262 114V115H261ZM68 115H71V117L70 116H68ZM76 115H78L77 117H78V119H79V121H77V118H76ZM89 115V116H88ZM131 117V118H129V116ZM147 115V116H146ZM192 115H194L193 117H192ZM199 117H198V116ZM237 115V116H236ZM261 115V116H260ZM24 116V117H23ZM52 116H54V118L52 117ZM67 117L68 116V118L66 119L65 117ZM87 118H86V117ZM92 116V115H91ZM99 116L101 117V116H103V118H100L102 121H105V119L108 117V116H113V117H111V118H113V119H111L110 117L108 118V120L107 121H105V122H100L101 120L99 119ZM116 116V119L118 120V122L114 119V117ZM118 116V117H117ZM195 116H196V118H195ZM217 116H218V118H217ZM220 116H222L221 118H220ZM227 116V117H226ZM231 116V117H230ZM245 116V117H244ZM256 116H258L257 118H256ZM3 117V118H2ZM13 117H14V120H13ZM21 117V118H20ZM22 117H23V121H25L24 120V118H26V120H28V118L27 117H29V121H26V122H23L21 119H22ZM93 117V116H92ZM170 119V117H172L171 118V120H170V122L168 123V122H166L167 120H169L168 118ZM223 117L225 118L224 120H226V118H227V122H226V126L224 125V123L225 122H223L224 120H222L223 119ZM230 117V118H229ZM234 117V118H233ZM237 117H238V119H237ZM252 117V118H251ZM259 117H261L260 119H258ZM6 118V119H5ZM11 118V119H10ZM16 118V119H15ZM31 118H32V120L33 121H35L34 123H33V126L35 125V127H33V126H31V125H29V126H31V127H29L28 125L27 126H25L26 127V129H25V127L23 126V125H25V124H27V122L28 123H30L32 120H31ZM38 118H40V119H38ZM50 118H53L54 120L53 121H56V119L57 118H62V121H61V119H59V121L57 120L56 122H60L59 124L61 125L60 127H57L56 125L54 126V122L52 121V123H51V121H50ZM56 118V119H55ZM76 118V119H75ZM86 118V119H85ZM105 118V119H104ZM119 118V119H118ZM130 120H129V119ZM147 118L149 119V120H147ZM152 118V119H151ZM157 118L159 119H161V120H163V122H164V125H163V122L161 121V124L160 123H158L159 122V120H157ZM200 119V120H198L197 121V119ZM208 118V119H207ZM213 120H212V119ZM216 118H217V121H219V123H221L222 122V124L224 125V127L225 128H223V126L220 124V125H215V123L217 124L218 122L216 121ZM219 118L222 120V121H220L219 120ZM250 118V119H249ZM254 118V119H253ZM256 118V119H255ZM263 118V119H262ZM2 119H3V121H2ZM8 119H10V120H13V122H10ZM19 121H18V120ZM38 119V120H37ZM65 121H64V120ZM92 119V118H91ZM98 121L99 120V122H98V124H100V125H98V127L97 128H95L96 126H95V123H96V120ZM110 119V120H109ZM126 119H128L129 121H126ZM202 119V120H203ZM210 119V121H208ZM235 119H237L236 121H235ZM253 119V120H252ZM7 122H6V121ZM31 120V121H30ZM36 120L38 121V122H36ZM42 120H47V121H42ZM48 120L50 121V122H48ZM68 120H70V121H68ZM114 120V121H113ZM133 120V121H132ZM153 120V121H152ZM201 120V121H202ZM240 120V124H242L241 125V127L239 128L238 126H235L236 124H238L237 123V121H239ZM254 120H256V121H254ZM257 120H261L260 121V123H262V125L260 124V123H257V124H260V126H262L261 127V132H260V129H259V126H258V129L256 128L257 127V125L255 124L256 122H257ZM4 121H5V123H4ZM15 121H18V122H20L21 124L23 123V125H21V127H23L24 128V130L21 128L20 129V127H19V129H20V131L22 130V134H21V132L19 133V131H15V134H14V130H18L17 128H18V126L16 127L15 125L16 124H18V122L16 123ZM69 122V126H68V122ZM81 121V122H82ZM87 121V122H86ZM91 121L94 123V124H90L91 123ZM108 121H111L110 123H114L115 122V124L118 126H116L115 124H112L113 125V127H109L110 125H108L109 124V122ZM136 123H135V122ZM154 121H157L156 123H158V125L156 126V123L154 122ZM179 121V122H178ZM195 121H197V124H195L196 122ZM208 121V122H207ZM213 121H215V123L213 122ZM250 121V122H249ZM251 121H253V122H251ZM258 121V122H259ZM263 121V122H262ZM15 122V123H14ZM40 122H42L41 124H40ZM43 122H44V124H43ZM45 122L46 123H51V125L48 127V129L47 130H45V128L44 127H42L44 130H41L42 132L44 131V133H40V131H38V132H36L34 129H32L33 131H35L37 134H38V136H40V134L42 135L41 137H43V136H45L46 137V139L48 140V141H50V139H51V137L53 136V134H54V130H55V128H54V130L52 131L51 130V127H57L56 128V130L59 128V130H61L63 127H64V122L65 123H67L66 124V126H65V128H63V129H65L66 130V128H68L64 133L65 134H63V132H62V136H64V135H66V132H67V134H68V138H67V140L68 141H66L65 140V142H69L70 144L73 142V143H75V144H77V152L78 153H80L81 151H79L80 149L82 150L84 147L86 148V147H88V146H86L85 145V143L88 141V143L87 144H89V146H91V144H92V146H91V148L93 149V151H92V149L90 150V149H88V148H86V149H88V150H90V151H88L89 152V154L87 153V150L85 149H83L84 151L83 152H85L84 154H86V156L84 155V154H82L81 155V153H80V155L79 154H77V152H75L76 150H75V148L76 147H74V149H73V147L71 148V146H69L70 144H68V145H66L65 144V142H63L62 140H63V138H62V136H60L59 137V135L61 134V132H59V130H58V132L60 133V134H58L57 132H55V134L56 135H58V139L56 138H54V136H53V139L55 140L54 141V144L56 143V142H58V143H56V144H58L59 145V143H61V141L66 145H64V149H65V147H67V146H69V147H67L66 149H68L69 151H70V149H71V155H73V160L74 159H77L78 160V158L80 157V159L76 162V160H75V162H76V164H74V165H79V167H78V169L81 167V169L82 168H84V170H86L85 172L89 175V178L88 179H90L89 180V182L91 181V178L93 179V177H92V174L94 175L95 173H101V172H103V170H104V167L105 166H107V167H109L107 164H109L110 162L107 160V162H109V163H106L105 161H104V163H101V164H97L98 166H99V168L97 169V171L98 170H100V172L98 171V172H95V170H94V168L96 167V165L95 164H91L92 162H91V158L94 156H91L93 153H90L91 151L92 152H94V144H95V147H97V152L95 151V153L97 154V153H99L100 151H102L103 152V149L100 147V146H102V147H104L103 146V144L106 146L107 145V147H105V148H109L110 147V149H108V152H106L107 151V149L106 150H104L105 151V153H106V155L108 156H106V155H104L105 153H103L102 154V156H104V158L106 157V159H108V158H110L109 156L111 155L112 157H113V159L112 158H110L111 160H112V162L110 163L111 165H110V168L108 169V171L112 168L113 170H111V171H109L110 173L113 171L114 172V174H113V172L111 173V175H109V173H108V171H107V173H103L104 175H105V177H106V174H107V177L105 178L104 176H103V178H102V175L99 177V176H97V174H95L94 176V178H100V180L98 179V181H102V180H104V182L102 181L101 183L99 182L98 183V181H97V179H96V181H94V179L92 180V182H95V184L96 185H94L92 182L90 183V185L88 186L87 184L86 185H83V184H85L84 183V181L85 182H87L88 181V179H87V177L88 176H86V173L83 171V170H81V169H79V170H81V171H79L78 169H77V167L76 166H73V162L71 163V159L72 158H70L71 156L69 155V154H67L66 153V149L64 150V152H62L63 150H61V152H57V147H56V144L55 145H53V141L51 140V144H50V147H53V146H55V151H54V149H51L52 151H54V152H51L50 151V149H46V148H49V144L48 143H50V142H47V140L45 139V137H43V140H46L44 143H43V145L45 144V146H46V148H45V146H43L42 147V144H41V147L43 148H37L38 146L40 147V145H39V143L36 145L35 144V140L37 141V142H39L40 141V139L37 137L36 138V136L35 135H33L32 133V130L30 129L29 130V128H37V130H40L41 129V126L40 125H42V126H48V124H45ZM55 122V123H56ZM90 122V123H89ZM135 123V124H131V123ZM151 122V123H150ZM166 122V123H165ZM171 122L173 123V125L171 124ZM189 123V124H191V127H189L188 126V124H186V123ZM244 122V123H243ZM255 122V123H254ZM10 123H11V125H10ZM20 123L18 124L19 126H20ZM63 123V124H62ZM74 123V124H73ZM87 123H89L90 125H93V126H95L94 127V130L96 131V133L98 134V135H95V134H93V130H92V126H90L89 127V124H87ZM107 123V128H105L106 126L104 125V124H106ZM153 123H155L154 125H152ZM167 123H168V127L169 128H164L163 126H165V124L167 125ZM207 123H214V124H210V125H207ZM250 123L251 124H253L254 123V125H250ZM15 124V125H14ZM30 124H32V123H30ZM71 124H73L74 125V127H73V125L71 126ZM75 124H76V126H75ZM159 124L160 125H162V126H160L159 127ZM184 124H186V125H184ZM37 125H39V126H37ZM53 125V126H52ZM58 125V124H57ZM81 125H83L82 127H80ZM85 125H87V128L85 127ZM104 125V126H103ZM134 125H136L135 127H134ZM193 125H195L196 126V128L194 129V127L195 126H193ZM2 126H3V128H2ZM16 127V129H14L15 127ZM37 126V127H36ZM63 126V127H62ZM71 126V127H70ZM78 126V128L76 129L75 127H77ZM151 126L153 127H155V129L154 128H151ZM181 126H182V128H181ZM202 126L200 127V128H202ZM217 128H216V127ZM218 126H219V130H218ZM242 126H244L243 127V129H242ZM250 126V127H249ZM252 126H254V127H252ZM7 127H8V129H7ZM108 127H109V129H108ZM117 127V128H116ZM162 127V128H161ZM166 127V126H165ZM173 128L174 130H175V128H177L176 130H175V134H177L176 136H174V134H173V130L171 129V128ZM185 127H187L188 129H189V131H192V132H190V137L188 136V134H189V132H185L184 133V131L182 132V130H184V128ZM212 127H214V129H212ZM238 128V129H236V128ZM252 127V128H251ZM82 129V128H84L83 129V131L84 132H86L87 133V131H88V136H86V135H84V133H83V137L84 136H86V138L84 137H82V131L80 130V129ZM91 128V132L89 131V129ZM98 128L100 129L99 131H97L98 130ZM157 128H160V130L159 129H157ZM163 128H164V131L166 130V131H168L169 129L171 130H169L168 132H164L163 134L165 135V136H163V134H162V132H163ZM216 128V129H215ZM230 128V129H229ZM245 128V129H244ZM6 129L7 130H9V131H6ZM28 129V131H30V132H32V133H30L29 134V132L28 131H25V130H27ZM62 129V130H63ZM72 129V133H71V131H69L68 132V130H71ZM75 129V130H74ZM88 129V130H87ZM97 129V130H96ZM115 129H116V131H115ZM118 129V130H117ZM186 129V128H185ZM188 129H186V131H188ZM194 129V130H193ZM211 129H212V131H211ZM221 129V130H220ZM239 129H242L241 131H246V132H248V133H246L247 134V137H244L243 135H245V134H240V133H242V132H240V130ZM249 129V130H248ZM252 129L254 130V131H252ZM53 132V134H50V132L51 131ZM73 130H74V132L76 133V132H78L77 134H79L80 132V134L81 135H75V136H79V137H81L82 138V140L81 139H79V137H73L74 136V132H73ZM138 131L139 133H138V135H137V133L136 132H134V131ZM162 130V131H161ZM217 130V131H216ZM233 130V131H232ZM237 130H239V131H237ZM48 131V133L51 135V137L49 136V134L47 133V135H48V138H47V136H46V132ZM94 131V132H95ZM113 131L114 132H116V133H113ZM121 131V132H120ZM173 131V132H172ZM181 131V133L183 134V136H182V134H180L179 132ZM206 132L207 131V133L209 132V134H207L206 133V135H207V137L209 138V141H212V139H213V141L212 142H209L208 141V139H207V137H202V139L204 138L205 140H202V142L204 143L205 141L208 143H213L214 142V140L217 142V141H219V140H223L224 142H221V141H219V143H222V144H219V143H215V145L216 144H218V150H217V147H215L214 146V144H212L211 146V148H207V146L209 145V143L208 144H206V142H205V144H203L202 142L200 143L199 142V140H200V138H198V137H201V136H203V134H205L204 132ZM214 131V132H213ZM217 133H216V132ZM219 131H221V132H219ZM224 131V132H223ZM230 131V132H229ZM232 131V132H231ZM259 132V133H256V132ZM5 134H3V133ZM24 132H26L25 133V135H24ZM51 132V133H52ZM169 132H170V134H169ZM197 134H196V133ZM238 132H240V133H238ZM253 132V133H252ZM7 133V134H6ZM9 133H10V137H9ZM16 133H19V134H17L16 135ZM35 133V134H36ZM90 133V134H89ZM133 133H134V135H135V133H136V137L135 138H133L132 136H133ZM167 133V134H166ZM188 133V134H187ZM195 133V134H194ZM214 134V133H216V134H214V135H216V136H209V135H211V134ZM257 134L256 136H257V139H256V137H254L255 135L254 134ZM21 134V135H20ZM36 134V135H37ZM69 134H71V137H69ZM115 134V135H114ZM218 134L219 135H221V136H218ZM237 134H240V135H237ZM249 134V135H248ZM259 134V135H258ZM6 135H8V137L6 136ZM23 135H24V137L25 136H27V139H26V137L24 138L23 137ZM89 135H90V137H89ZM91 135H92V137H91ZM94 135V136H93ZM196 135H200V136H196ZM231 135V136H230ZM251 135V136H250ZM13 136V137H12ZM35 136V138L36 139H32V137H34ZM97 136V137H96ZM180 136V137H179ZM186 136V137H185ZM205 136V135H204ZM239 136V137H238ZM242 136V137H241ZM5 137V138H4ZM40 137V138H41ZM74 138V140H72L73 138ZM88 137V138H87ZM93 137H95V138H93ZM170 137H171V140H170ZM175 137H177L178 138V140H176V138ZM183 137V138H182ZM215 137H217V138H215ZM220 137V138H219ZM233 139H232V138ZM238 137V138H237ZM241 137V139H239ZM249 137V138H248ZM259 137V138H258ZM6 138H10V142H9V140H7L6 141ZM22 138L23 139H26L25 141L24 140H22ZM61 138V139H60ZM66 138V137H65ZM64 138V139H65ZM76 138V139H75ZM77 138H78V140L79 141H82V142H79L78 140H77ZM90 138V139H89ZM118 138V141L116 140ZM180 138H182V140H180ZM195 138H197L196 140H195ZM211 138V139H210ZM235 138H237V139H235ZM242 138H243V140H242ZM262 139L261 141V143L259 142V143H257V145L258 144H260V146L261 147H259V148H256L257 146H256V142H258V141H260L259 139ZM86 139V140H85ZM88 139V140H87ZM96 139H98L97 141H95ZM163 139H166V140H163ZM168 139V140H167ZM193 139V140H192ZM231 139H232V141H231ZM239 139V140H238ZM39 140V141H38ZM42 139H41V141H43ZM57 140V141H56ZM85 140V141H84ZM99 140L100 141H102L103 143H101V142H99ZM116 140V141H115ZM191 140L193 141V142H191ZM237 140V141H236ZM250 140H253L252 141V143L251 144H249L251 141ZM258 140V141H257ZM40 141V142H41ZM75 141V142H74ZM76 141H77V143H76ZM167 141V142H166ZM177 141H179V143H180V146H179V143L177 142ZM181 141H183V142H181ZM198 143H197V142ZM234 141V142H233ZM245 141V142H244ZM7 142H9V143H7ZM83 142H85L84 143V147H81V146H83L82 145V143ZM95 142V143H94ZM96 142L100 145V144H102V145H100L99 147L101 148V150H99V147H98V144L96 145ZM132 142V143H131ZM168 144H166V143ZM169 142V143H168ZM191 142V143H190ZM235 142H237L236 144H235ZM242 142V143H241ZM255 142V143H254ZM31 143H32V145H31ZM72 143V144H73ZM91 143V144H90ZM94 143V144H93ZM136 143H137V145H136ZM177 143V144H176ZM193 143V144H192ZM197 143V144H196ZM255 145H254V144ZM8 144V145H7ZM20 144V145H19ZM75 144H73V145H75ZM115 144H117V145H115ZM128 144V146H126ZM178 145V146H176V145ZM183 144V146H181ZM189 144H190V147L191 148H189ZM232 144H235L236 145V149H237V151L235 152V154L232 152L233 150L235 151L236 149L234 148L235 147V145H234V147L233 146H231ZM245 144H247V146L245 145ZM249 144V145H248ZM5 145V146H4ZM52 145V146H51ZM57 145V146H58ZM72 145V146H73ZM130 145V146H129ZM172 145V146H171ZM201 147L202 146V148L204 149H202V148H200L199 146ZM205 145V146H204ZM219 145H221L222 146V148H221V146H220V148H219ZM223 145H225L224 147H223ZM244 145V146H243ZM9 146V147H8ZM114 146H116V148L114 147V149H113V147ZM121 146V147H120ZM125 146V147H124ZM155 146H160L161 147V149L163 150V153L162 154H160L161 156H162V158H161V156H159L158 155V152H160V151H162L161 149H160V147H159V149L156 147L155 148ZM171 146V147H170ZM194 146V147H193ZM197 146H198V149L200 148V150L199 151H203L204 152V154L203 155H201V152H199L198 151V149H197ZM217 146V145H216ZM244 148H243V147ZM246 146V147H245ZM249 146V147H248ZM256 146V147H255ZM6 147V148H5ZM11 147V149L13 150L12 152H11V149L9 150V148ZM111 147H112V149H111ZM117 147H118V153H117ZM127 147H128V149L130 148V150H128L127 149ZM134 147V148H133ZM136 147V148H135ZM167 147H169L170 148V150H168L169 148H167ZM177 147V148H176ZM178 147H180L182 150H183V148H184V153L182 152V150L181 149H179ZM187 147V148H186ZM205 147V148H204ZM210 147V146H209ZM256 149H255V148ZM262 147V148H263ZM26 148L28 149V151L26 150ZM59 148H61L62 149V144H60L59 145ZM104 148V149H105ZM121 148V149H120ZM153 148H155V150H156V152H154L155 150H152ZM176 148V149H175ZM189 148V150H187ZM207 148V149H206ZM212 148H216L215 150H213ZM249 149V151H250V153H247L246 154V152L245 151H247L248 149ZM253 148L255 149V150H253ZM3 149L4 150H6V151H3ZM32 149V150H31ZM39 149H40V151H39ZM49 150L50 152H51V154H50V152L48 153V154H50L51 156L50 157H52V153L54 154L53 156H55V153L57 154L58 153V158H59V160L58 159H56V161H58L60 164H62L63 162H65V166H66V170H64L63 171V167H65V166H61L62 168V173H64L65 175H63L62 173H61V171H60V169H58V167L60 168V164L59 165H57L56 164V166L55 165H52L53 167H54V169H53V167L51 166V164L52 163H54V162H52L51 163V161L49 162V161H47V162H45V163H47L48 164V162L49 163H51V164H48V168H47V164H46V166H45V164H44V162H42V161H44V159L45 158H47L48 159V157H45L44 156V158L42 157L43 155H45V153H46V156H48V154H47V151H45L44 152V150ZM119 149H120V151H119ZM140 151H142L143 152V154L144 155H146L147 153V156L149 157V153L151 152L150 150H152V154H155V153H157V156L155 157V155H152L151 154V156L149 157V159H148V161L149 160H151L150 162L152 163L151 165H153L154 163L157 165V166H159V168L157 169V171L155 170L156 168H155V166H153V167H150L151 165H148V164H150L149 162H148V164H146L147 166H145V163L147 162V160H145V163H143L144 161V157H143V159L141 160V158H142V155H141V158L139 157L138 158V156L137 155H139V153L140 152H138L139 150ZM174 149H175V152H174ZM211 149V150H210ZM220 149H223V151L221 150V151H219ZM233 149V150H232ZM243 149H245V150H243ZM2 150V151H1ZM27 151V153H23L24 151ZM35 150H37V151H39V152H35ZM42 150H43V154H41L40 155V153H42ZM60 150V149H59ZM96 150V149H95ZM99 150V151H98ZM121 150H124L123 152H121ZM125 150H127V152H129V154L125 151ZM137 150V151H136ZM159 150V151H158ZM178 150H180L181 152H178V153H182L181 154V156H180V154L178 155V153H177V151ZM207 150H210V152L212 151V152H214L215 153V155L214 154H212V152L210 153L211 155H210V157H212V158H214L213 156H215V157H217V158H219V159H221V160H223L224 161V159L223 158H225L226 157V161H224V162H228L227 164L226 163H224L223 161H221V160H219V159H217V158H214V159H216V162L214 163L213 161H215V160H213V161H210V163H208L207 161L208 160H204L206 157V159H208L209 157V154H207L206 153V151ZM217 150V151H216ZM225 150V151H224ZM29 151H30V153H32V155H30L29 154ZM33 151V152H32ZM110 151V152H109ZM111 151H113V152H111ZM131 151H135V153H132ZM150 151V152H149ZM165 151V152H164ZM189 152V153H185V152ZM217 153H216V152ZM218 151H219V154H218ZM252 151L253 152H255L256 154H252ZM3 152H6V153H8V155L6 154H2ZM11 152V153H10ZM13 152L15 153V154H17L16 155V157H14V155H12L13 154ZM34 152H35V154H34ZM82 152V153H83ZM141 152V153H142ZM145 152H147V153H145ZM154 152V153H153ZM221 152V153H220ZM258 152V151H257ZM21 153H22V155H21ZM39 153V154H38ZM59 153L60 154H62V158H60L61 157V155H59ZM64 153H65V155H64ZM74 153V154H73ZM94 153V154H95ZM109 153H110V155H109ZM122 153H123V155H124V157H123V159H124V161L123 160H121L122 158ZM128 155H127V154ZM170 153H171V155H172V157H173V161H171L172 159V157L171 156H169L170 155ZM207 155H206V154ZM209 153V152H208ZM223 153H225V155H223ZM96 154H95V156H96ZM118 154V155H117ZM122 156H121V155ZM186 154L188 155V157L186 156ZM233 154L235 155V156H233ZM252 154V155H251ZM262 154H261V156L260 157H264V155L262 156ZM9 155L11 156V157H9ZM20 155V156H19ZM37 155H39V156H37ZM64 155V156H63ZM69 155V156H68ZM74 155H76V156H78V158H76ZM89 156V158L90 159H88V160H86L87 159V157ZM100 155H101V152H100ZM99 154H98V156H100ZM121 157H120V156ZM139 155V156H140ZM182 155H185V157L184 156H182ZM206 155V156H205ZM223 155V156H222ZM227 155L229 156V157H227ZM239 155V156H238ZM4 156V157H3ZM17 156H19V157H17ZM33 156H35V157H33ZM67 156V157H66ZM91 156V157H90ZM94 156V157H95ZM129 156V157H128ZM136 156H137V158H138V163L141 161V163L140 164H137V161H135L134 162V160H137V158H136ZM147 156H145V157H147ZM155 158H157L158 156L161 158V160H159V157H158V159H154V157ZM166 156V157H165ZM221 156V157H220ZM49 157V158H50ZM56 157V156H55ZM54 157V158H55ZM64 157V158H63ZM65 157H66V159H68V158H70V160H69V162H70V166L71 167H75V169H77L78 170V173H79V175L82 173V176L80 175L79 177H82L81 179L80 178H78V176H76L77 177V179L76 180H78V182L77 181H75V175H76V173H74L76 170L75 169H73L71 172L72 173H74V175H71L72 177H69L70 176V174H71V172H70V168H68L67 169V167L69 166H67V164L69 163L68 162V160H66L65 159ZM82 157H84V158H82ZM101 157V156H100ZM100 157H97L96 156V158L94 159V160H96L95 162H98V161H100L99 160V158ZM126 157H128V158H126ZM131 157V158H130ZM133 157H135V159L133 158ZM163 157H164V159H163ZM168 157H170L169 159H168ZM183 158V162L182 161H179L180 159L182 160V158ZM194 157H195V159H194ZM203 157H204V159H203ZM254 157V156H253ZM43 160H42V159ZM53 158V157H52ZM103 158V157H102ZM119 158V160H117V159ZM121 158V159H120ZM151 158V159H150ZM185 158V159H184ZM212 158H211V160H212ZM228 158L230 159V161L228 160ZM36 159V160H35ZM37 159H39V161H40V159H41V162L43 163V166H45V167H43L42 165L41 166H39V165H36V164H38L39 163V161L37 160ZM47 159H45V161L47 160ZM61 159H64V160H61ZM98 159V160H97ZM115 159L117 160L116 161V163H115ZM134 159V160H133ZM139 159H140V161H139ZM179 159V160H178ZM186 159H188V160H186ZM53 160H55V159H53ZM68 162H66V161ZM82 160H86L87 162L89 161V164L88 163H86V161H82ZM103 160V159H102ZM113 160H114V165L116 164V166H117V164H118V166L115 168L114 167V165H113ZM121 160V161H120ZM127 160V163H128V161H129V163L127 164L126 163V165H125V161ZM155 161V162H153V161ZM158 160V161H157ZM163 160H164V162H165V160H167L166 162H168V163H164L165 164V166L163 165ZM197 161V164H195L196 163V161ZM36 161L38 162V163H36ZM62 163H61V162ZM80 161V162H79ZM119 161V162H118ZM122 161L124 162L122 165H123V167H125V170H127L128 168H130V170L128 169V171H123L124 170V168L122 169V165H121V163H122ZM132 161V162H131ZM170 161L172 162V163H170ZM195 161V162H194ZM204 161H206L207 162V166H210V165H212V166H210V168H212V169H210V173H207V172H209V170L207 169L208 167L207 166H205V162ZM219 161H220V163H219ZM40 162V163H41ZM74 162V163H75ZM81 162H85L86 164H84L85 166H87V164H88V169H87V167H83L82 166V164L83 163H81ZM94 161H93V163H95ZM103 162V161H102ZM159 162H160V164H162V168H160L161 166H160V164H159ZM186 162H187V164H186ZM231 164H230V163ZM39 163V164H40ZM41 163V164H42ZM55 163H57V162H55ZM54 163V164H55ZM67 163V164H66ZM80 163H81V165H80ZM99 163V162H98ZM183 163H185V165L183 164ZM213 163H214V165H213ZM221 163H223V164H221ZM238 163V164H237ZM104 164H106V165H104ZM143 164V165H142ZM159 164V165H158ZM180 164V165H179ZM199 164V170L196 168V166L195 165H198ZM208 164H210V165H208ZM217 164H221L222 165V167H220V168H223V166L225 165V167L223 168V170L225 169V171H226V174H225V176H224V172L225 171H223V172H221V169H220V171H219V173L217 172L219 169H218V167L220 166H217L216 167V165ZM229 164V165H228ZM234 164V165H233ZM32 167H31V166ZM49 165L52 167L51 168V170H53V171H51L50 170V167H49ZM63 165V164H62ZM92 167H91V166ZM102 165V166H101ZM104 165V166H103ZM120 165V166H119ZM138 165V166H137ZM140 165V166H139ZM175 165V166H174ZM183 165H184V167H185V169H184V167H183ZM187 165V166H186ZM226 165H228V166H230L231 167V165H232V167H233V169H234V171H232L231 170V173L233 172V174H235V177L233 176V174H229L230 175V177L229 178H227V174H228V172L230 171H228V169H229V167H228V169L226 168L227 166ZM9 166H10V168H9ZM39 166V167H38ZM58 166V167H57ZM92 168V170H90V167ZM94 166V167H93ZM97 166V167H98ZM112 166V167H111ZM134 166H136V167H134ZM172 166V167H171ZM177 166H178V168H177ZM189 166V167H188ZM31 167V168H30ZM43 167V169H45L46 171H51L50 173H46V172H42V169H40V168H42ZM103 167V169H101ZM107 167H105V169L107 168ZM121 167V169H122V173L120 172V170H117V168L119 169ZM134 167V168H133ZM137 167H140L139 169L137 168ZM148 167V168H147ZM150 167V168H149ZM40 169V170H38V169ZM86 168V169H85ZM127 168V169H126ZM155 168V169H154ZM175 168V169H174ZM177 168V169H176ZM182 168V169H181ZM208 170H206V169ZM214 168V169H213ZM218 170H217V169ZM36 169V170H35ZM142 169H143V171H142ZM151 169V170H150ZM153 169L155 170V171H153ZM180 169H181V173H180ZM230 169H232V168H230ZM59 170V171H58ZM70 172V173H68V171ZM102 170V171H101ZM107 170V169H106ZM136 172V173H134V175L136 174V176L138 177H136L135 176V179L137 178V180L138 181H140L141 180V182L142 183H146V181H147V185L145 186V184H143L144 186H142L141 187V182L140 183H138V182H136L134 179H132L133 177H134V175L133 174H130V172L131 173H133L134 171ZM149 170H150V172H149ZM159 170V171H158ZM161 170V171H160ZM175 170V171H174ZM182 170H183V173L185 172V171H187V173H188V175H185V173H184V175L182 174ZM211 170H214V171H211ZM217 170V171H216ZM236 170V171H235ZM37 171H41V173H39V172H37ZM56 172L55 173V175H54V173H52V172ZM57 171H58V173H57ZM66 171V172H65ZM74 171V172H73ZM83 171V172H82ZM120 172V173H118V172ZM133 171V172H132ZM167 171H168V174H167ZM171 173H173L174 172V174H176V175H174V174H171ZM81 172V173H80ZM92 172V174H90ZM95 172V173H94ZM142 172V173H141ZM144 172H147V174H145ZM151 172H153L154 173V175H156L157 177L159 176L158 174L159 173H161L162 174V176L163 175H165L166 176V178L163 176L162 177V181L161 182H164L163 184H160L161 182L159 181L160 180V178H158L157 179V177L155 176V179H157L158 180V182H156V184H155V182H152V181H155L154 180V178H150V180L148 179L149 178V176L151 177V175L153 176V173H151ZM159 172V173H158ZM177 172V173H176ZM200 172H202L204 175H202V174H200ZM211 172H212V174H213V176H215L217 173V175L218 176H215L216 178L215 179H217V180H215V179H213V176L211 175ZM217 172V173H216ZM52 173V175H54L52 178L51 177H48L50 180H48V178L46 179V178H44L45 176H46V174H47V176H49L50 174ZM84 173V174H83ZM116 173V174H115ZM117 173H118V175H117ZM123 173H126V174H123ZM215 173V174H214ZM230 173V172H229ZM57 174V175H56ZM67 174H69L68 175V177H67V179H66V177H65V179L66 180H68L69 178L70 179H72V182H71V180H70V182L71 183H73V185H69L70 184V182H68V185L66 184L65 185V181L66 180H64V176H66ZM112 174H113V176H112ZM129 174V175H128ZM181 174H182V178H180L181 177ZM200 174V175H199ZM60 176V178L61 177H63V179H62V181H61V179H59V177H57V176ZM84 175H85V177H84ZM119 175H122V176H119ZM124 175H127L126 177H124ZM133 175V176H132ZM171 175V176H170ZM172 175H173V177H172ZM179 175V176H178ZM202 175V176H201ZM209 175V176H208ZM26 176V177H25ZM109 176V177H108ZM131 176V177H130ZM139 176H141V177H139ZM219 176H220V178H222L223 176L225 177V178H223L224 180H223V182H222V180L219 178ZM232 176L234 177V180H233V178H232ZM57 178V180H56V182L58 183L59 181V185L58 186H60V187H62L61 189H63L65 186H69L70 188H67V187H65L64 189L66 190V192H64V190L61 192V191H58L57 189L59 188V187H54V184L55 183H52V181L54 180V179H56ZM111 177V179L109 180V178ZM113 177V178H112ZM121 178L120 180H119V178ZM123 177V178H122ZM154 177V176H153ZM160 177V176H159ZM170 177H172V178H170ZM33 178V179H32ZM108 178V179H107ZM115 178V179H114ZM124 178H126L125 180H124ZM168 178V179H167ZM170 178V179H169ZM174 178V179H173ZM176 178V179H175ZM187 179V181L185 180V179ZM29 179H31L32 180V182L34 181V182H36L35 180L37 179L38 181L36 182V183H30V181L31 180H29ZM48 180L47 182H46V186H45V184H42V183H44L46 180ZM83 179H87V180H83ZM131 179V180H130ZM151 179H152V181H151ZM165 179V180H164ZM180 179V180H179ZM185 181H184V180ZM218 179H220V180H218ZM228 179V180H227ZM29 180V181H28ZM41 180H43V181H41ZM79 180L81 181L82 180V182H81V184L82 185H80V182H79ZM118 181V183H116V181ZM128 180H130V183H132V181H133V183L134 182H136L137 184H138V186L136 187V185H132V184H130V183H128ZM156 180V181H157ZM168 180V181H167ZM177 180V182H176V184L174 183L175 181ZM227 180V182L230 180V182H228V184H230L231 186H232V188L233 189H231V190H229V191H227V193L232 197V198H230V197H228L229 195L226 193V190H224L223 188H222V186H224L227 182H225ZM235 181V183L234 182H232V181ZM26 181H28L30 184H28ZM50 181V182H49ZM55 181V180H54ZM111 181V182H110ZM112 181H115L114 182V184H113V182ZM149 181V182H148ZM197 181V182H196ZM199 181H201L202 182V184H199ZM221 183H220V182ZM39 182V183H38ZM42 182V183H41ZM49 182V183H48ZM75 182V183H74ZM124 182H125V184H124ZM169 182V183H168ZM237 182V183H236ZM40 183H41V185H43V187L40 185ZM51 184V187H48L49 185ZM62 183V184H61ZM64 183V184H63ZM67 183V182H66ZM76 183H79V185L78 184H76ZM98 183V184H97ZM103 183V184H102ZM127 183V184H126ZM152 183L153 184H155V185H152ZM186 183L188 184V185H186ZM222 184V183H225L224 185L222 184V186L220 185V184ZM24 184V185H23ZM75 184V185H74ZM112 184V185H111ZM116 184H117V186H116ZM129 184H130V187H131V189L129 190V191H134L133 189H132V187H134L135 189L136 188H138V187H140V190H136L137 191V194H136V192H135V200L133 199L134 198V196L133 197H131L130 195V192H128V186H129ZM172 184H173V186H172ZM185 184V185H184ZM195 184V185H194ZM234 186H233V185ZM37 185H39L38 187H36ZM57 185V184H56ZM92 185V186H91ZM94 185V186H93ZM99 186V187H95V186ZM106 185V186H105ZM111 185V186H110ZM124 185H128V186H124ZM132 185V186H131ZM164 187H163V186ZM238 185V186H237ZM34 186L36 187V188H34ZM71 186H73L72 188H71ZM76 186H79V187H77L76 188ZM80 186H81V189H80ZM82 186H83V188H82ZM102 186H104L103 188H102ZM109 186V187H108ZM116 186V187H115ZM149 186V187H148ZM154 186H156V187H159L160 186V188H162V189H160V188H157L156 189V187H154ZM176 186V187H175ZM186 186V187H185ZM203 186H205V187H203ZM46 187H48V188H46ZM53 187L54 188H57L54 192H56L55 193V196H53V195H51V194H54V192H52L51 194H50V191H49V189L50 188H52L53 189ZM91 187H93V188H91ZM96 189H95V188ZM111 187H114V189L116 190H114L113 188H111ZM147 187H148V190H147ZM172 187V188H171ZM178 187L180 188V190L178 189ZM182 187V188H181ZM201 187H202V189H201ZM236 187V188H235ZM31 188H32V192L30 191L31 190ZM38 188V189H37ZM48 189V191L47 190H44V192H43V190L42 189ZM74 188V189H73ZM76 188V189H75ZM78 188L80 189V191H77L78 190ZM88 188H90V190L88 189ZM98 188H100L101 189V191H100V189H98ZM111 189V191H115V192H109V190ZM125 188H126V190H125ZM143 188H145L146 189V191H145V193H147L146 195L147 196H145L146 197V200H150V197H151V202H150V204L149 203H147L148 201H146V202H144L143 200H140V197L143 195H139V194H141L140 192H139V194H138V191H142L141 189H143ZM154 188H155V190H154ZM164 188V189H163ZM168 188V189H167ZM240 190H239V189ZM60 189V188H59ZM60 189V190H61ZM69 189V190H68ZM71 189H72V194H77V196H78V198H76L75 200H73L72 202H74L75 204L74 205H76V207H75V209H73L74 207L72 206V205H70V201H71V198L70 197H68V199H66V197L67 196H70V195H66L67 194V192H69V191H71ZM113 189V190H112ZM117 189L118 190H120V192L122 193H120L119 191H117ZM161 190V192H159V190ZM167 189V190H166ZM182 189V190H181ZM189 190V191H187V190ZM203 189H205V190H203ZM236 189H238V190H236ZM14 190V191H13ZM27 190V191H26ZM54 190V189H53ZM85 190H86V193H85ZM96 190L98 191L99 190V193H103L102 195H103V198H102V200H100L101 199V197H102V195L101 194H99L98 192L96 193ZM108 190V191H107ZM162 190H163V192H162ZM169 190H170V192H172V193H169L168 194V192H169ZM185 190V191H184ZM222 190V191H221ZM11 191H13V196H12V194H11ZM20 191H26L25 193H23L24 194V196H22L23 194L22 193H19L20 194V196H22V198L20 197V196H18L17 194H14V193H18V192H20ZM46 191V192H45ZM52 191V190H51ZM75 191H76V193H75ZM150 191V192H149ZM180 191V192H179ZM10 194V197H9V195H8V193ZM29 193V195L27 196V194ZM41 192H38V194H42ZM48 192V193H47ZM80 192V193H79ZM82 192H84V194H87V196L86 195H82ZM92 192H94V194L96 193L97 194V198L95 197V195L93 194L92 196V198H96V199H92V201H90L91 199H88L87 197L89 196V194L91 195L92 194ZM116 192H118V193H120V195L118 194V193H116ZM166 192V194H165V196H164V193ZM178 192H179V194H178ZM184 192V193H183ZM187 192L189 193L188 195H189V197H191V199H189V197H187ZM231 192V193H230ZM58 193H60V194H64V193H66V194H64V195H66V196H64V198L67 200V201H64V198H63V201L61 202L60 200V202H58L57 200H58V198L60 199H62V196L61 197H58V195L60 196V194H58ZM71 193V192H70ZM70 193H68V194H70ZM110 193V194H109ZM115 194V197L114 196H112L113 194ZM126 193V194H125ZM129 193V194H128ZM132 193V192H131ZM225 193V194H224ZM235 193V194H234ZM261 193V194H260ZM32 194V198H31V195ZM51 195V196H53V197H55V198H50L48 195ZM116 194H117V196L118 197H116ZM128 194V195H127ZM152 194H153V196H152ZM160 194H161V196H160ZM178 194V195H177ZM182 194H186V195H184L183 197H181L182 196ZM224 194V195H223ZM34 195V196H33ZM111 195V196H110ZM139 195V200H140V202L138 201V198H136L137 196ZM158 195L160 196L159 198H162V199H160V200H162L161 202L158 200ZM227 195V196H226ZM4 196V197H3ZM76 195H73L72 196V198H74ZM76 196V197H77ZM81 197V199H80V197ZM110 196V197H109ZM215 196V197H214ZM226 196V197H225ZM13 197V198H12ZM23 197H25V199L24 200H22L23 199ZM26 197H28V198H26ZM30 197V198H29ZM84 197V198H83ZM85 197L87 198V200L85 199ZM89 197H91V196H89ZM100 197V198H99ZM105 197V198H104ZM155 197V198H154ZM176 197V198H175ZM181 197V199H180V201L182 200V202L181 203H178V202H180L179 201V198ZM210 197V198H209ZM225 197V198H224ZM256 197H257V199L262 203V204H264V191H260L257 195H256ZM10 198V199H9ZM46 198V199H45ZM49 198V199H48ZM57 198V199H56ZM99 198V199H98ZM116 198V199H115ZM142 199H145V198H143V196L141 197ZM157 198V199H156ZM174 198H175V200H174ZM184 199V201H183V199ZM187 198V199H186ZM223 198V199H222ZM234 198V199H233ZM35 199H32L33 201L32 202H34V203H36L37 204V206L38 207H41V206H39V205H41V204H39V202L37 203V202H35L36 200ZM52 201H51V200ZM158 200V201H156V200ZM163 199H165V200H163ZM215 199V200H214ZM8 200H10V202L8 201ZM46 200H48L49 202L48 203H50L49 205H52V207L50 206H48L47 207V205H48V203L46 202ZM104 200V201H103ZM116 200V201H115ZM137 200V201H136ZM171 200L173 201V203L171 202ZM187 200H189V201H187ZM193 200V201H192ZM30 202V204H28V203H25V206H27L28 207V209H26V211H32L33 209L32 208H30V207H32V206H34L35 207V205L33 204L32 205V202H31V200H29ZM51 201V202H50ZM54 201V203H55V201H56V203L58 202V204H52V202ZM86 201H88V202H86ZM90 201V202H89ZM100 201V202H99ZM102 201V202H101ZM144 202V203H141V202ZM175 201V202H174ZM66 202H69V203H67V205H66ZM139 202V203H138ZM159 202L161 203V204H163V202L165 203L166 202V204H168V205H164L163 204V207L161 206V204H159ZM203 202V203H202ZM220 202H221V205H220ZM14 203V202H13ZM18 203H21V204H18ZM87 203V204H86ZM112 203H114V204H112ZM124 203V204H123ZM141 203V204H140ZM170 203V204H169ZM182 203H183V211H182V208H181V205H182ZM202 203V204H201ZM216 203V204H215ZM72 204V203H71ZM84 204V205H83ZM99 204V205H98ZM102 204H103V206H102ZM139 204H140V206H139ZM146 204H148V205H146ZM153 204H154V206H153ZM158 204V205H157ZM175 204H177V205H175ZM179 204V205H178ZM198 204V205H197ZM203 204H204V206H203ZM104 205H106V206H104ZM150 205V206H149ZM172 205H175L174 207L172 206ZM214 205V206H213ZM220 207H223V206H225L224 208H220ZM62 206V205H61ZM66 206H70V208H68V210H67V208H66ZM95 206V207H94ZM98 206V207H97ZM143 206V207H142ZM149 206V207H148ZM153 206V207H152ZM156 206H158V208L156 207ZM162 207V209H163V211H161L162 209H161V207ZM169 206V209H171V210H168L169 212H171V213H167V209H165L166 207H168ZM172 206V207H171ZM176 206L178 207V208H176ZM217 206V207H216ZM43 208H45L44 206H42ZM71 207H73V208H71ZM77 207H78V209H77ZM85 207V208H84ZM143 209H142V208ZM144 207H146L148 210H146V208L144 209ZM213 207V208H212ZM66 208V210H65V212L67 213L68 212V214H64V211H63V209H65ZM86 208H89V210L88 209H86ZM91 208L95 211V213L93 212V210H91ZM98 209V210H96V209ZM108 208V209H107ZM157 208V209H156ZM179 208H181V210L179 209ZM29 209H32V210H29ZM42 209V208H41ZM40 209V210H41ZM54 209H52L53 210V212H54ZM62 209V210H61ZM84 209V211H82ZM151 209V210H150ZM160 209V210H159ZM173 209H176V210H173ZM45 210V209H44ZM51 210V209H50ZM86 210V211H85ZM91 210V211H90ZM101 210H103V212L101 211ZM145 210V211H144ZM164 210H166V211H164ZM179 211V213H178V211ZM34 211H35V209H34ZM43 211V210H42ZM49 211V210H48ZM143 211V212H142ZM158 211H159V213H158ZM173 211V212H172ZM180 211H182L181 212V214H180ZM71 212V213H70ZM83 212V213H82ZM87 212V213H86ZM108 212H110L111 214H108ZM141 212H142V214H144V216H142L141 215ZM148 212V213H147ZM151 212V213H150ZM155 212H157V213H155ZM175 212H176V214H175ZM84 213H86L87 215H85ZM154 213V214H153ZM161 213H165L164 214V216H166V215H168V217H167V221H166V218L165 217H163V214H161ZM27 214H29V215H27ZM78 214H80V215H78ZM83 216H82V215ZM97 214V215H96ZM100 214H103V216L102 215H100ZM173 214H174V216H173ZM178 214V215H177ZM26 215H27V220H26V217H25V221L27 222L28 221V223H30V224H28L29 226H31L33 223H36V221H38V220H41L42 218L41 217H38V215L36 216V215H34V214H32L33 215V217L31 216V214L30 213H26ZM25 215V216H26ZM40 215V214H39ZM141 215V216H140ZM151 215V216H150ZM162 215V217L163 218H161L160 216ZM171 215V216H170ZM176 215V216H175ZM180 215V216H179ZM30 216H31V218L33 219V218H35V220L33 219V221H32V219L30 218ZM43 216V215H42ZM55 216V217H56ZM79 216V217H78ZM95 216H97V217H95ZM156 216H157V218H156ZM158 216H159V218H158ZM178 216V217H177ZM29 217V218H28ZM37 217H38V219H37ZM56 217V218H57ZM61 216L60 217H58V218H62ZM66 217V216H65ZM81 217V218H80ZM39 218H41V219H39ZM209 218L210 219H212V220H210L211 221V223H212V226H206V227H204L205 225L202 223V222H200L201 221V219H208L209 220ZM93 219H94V221H93ZM96 219H98V220H96ZM163 219V220H162ZM58 220H60V219H58ZM62 220H64V219H62ZM100 220V221H99ZM157 220L158 221H160V222H157ZM215 220V221H214ZM99 221V222H98ZM33 222V223H32ZM97 223L96 225H95V223ZM32 223V224H31ZM88 223H89V225L91 226V228H88V227H90L89 225H88ZM102 223V224H101ZM104 223V224H103ZM98 225V226H97ZM100 226H102V227H100ZM112 226V227H111ZM84 229V230H83ZM84 231V232H83ZM87 233V234H86ZM89 234H93V236H91V235H89ZM101 234H102V232H101ZM87 236H89L88 238H90V237H93V238H91V240L89 239L88 241H86V239H88L87 238ZM98 237V238H99ZM56 238L57 239H59L57 236H56ZM101 244V245H100ZM103 244V245H102ZM130 244V245H129ZM75 247V248H74ZM85 248H86V250H85ZM101 251H100V250ZM103 249V250H102ZM72 250H74V251H72ZM33 251H35V253L34 252H32L34 255L36 254V249L35 250H33ZM88 253H87V252ZM97 251V252H96ZM103 251V252H102ZM39 252V253H38ZM71 252H73L74 254H76V255H74L73 253H71ZM99 252H101V253H99ZM36 254V255H37ZM94 254V255H93ZM103 254V255H102ZM105 254V255H104ZM40 256V257H39ZM85 256V257H84ZM71 257H74V258H71ZM71 258V259H70ZM87 258H89L88 260H87ZM99 258V259H98ZM50 259V260H49ZM72 260V261H71Z\"/></svg>",
  "mask_w": 264,
  "mask_h": 264
},
{
  "label": "bare ground",
  "instance_id": "bare-ground-1",
  "mask_svg": "<svg viewBox=\"0 0 264 264\" xmlns=\"http://www.w3.org/2000/svg\"><path fill=\"white\" fill-rule=\"evenodd\" d=\"M14 30L15 31H19V32H16V33H21L20 34V36H16L15 38H17V41H15V44H13V45H15V46H13V45H11L12 46V50H15L14 49V47L16 48L17 47V49L20 47V44L24 41V43L27 41L26 39H25V36L23 35V34H26V33H31V34H33V35H35L36 36V38L38 39V42L41 44V42H40V40L39 39H42L41 38V36H43L44 35V33L46 34V35H44L43 36V41H42V43L43 44H41L42 46H44V43H45V41L47 40L48 41V43L46 44L47 46L49 45H51L50 47H47V46H44L46 49L45 50H48V48H50V51H51V53H49V55H48V57L50 56V58H52L53 59V63H51L50 65H52L51 67H53V68H55L54 67V65H58L55 69H58V72L56 71H54V72H52L53 74H56V73H58L59 74V66H61L62 65V67L64 66V64L66 65L67 63H68V67L69 66H72V68H70V69H67V65L66 66H64V67H66V70L67 71H71V73L73 72L72 70L74 69V72L76 73H73V74H71V76H70V74H68V72H65L66 70L64 69V68H62V69H60L61 71L60 72H62V70H64L62 73L65 75L66 73L68 74V77L69 78H73V81L75 80V82H73L72 84H76L77 82H79V84L77 85H75L74 87H75V89H77L76 87L78 86V88H79V85L81 84V83H83V82H81V81H78L79 80V78H77V77H80L81 78V76L83 75V72H82V69H83V66L81 65V60L84 58V55L86 56V54L88 53V51L89 50H87V53L85 54L84 53V55L83 56H81V52H82V54H83V51L82 50H84L85 51V48L86 49H88V44L89 43H91L90 42V40H89V43H88V38L90 37L89 35H91V34H87L89 37H87V35L86 34H84V35H86V38H87V42L85 41L86 39H84V41H85V43H82L83 44V46H85L86 45V47H84V49H82L81 50V52H79L80 51V48H78L79 50H77V45L76 46H74L73 47V45H75L76 44V42H74V39H73V33H75V32H77V33H75V35H77L78 34V32H84V31H86V30H93V31H95L96 32V35H93V36H95V39H93V41H92V44H93V42L95 43V44H93L95 47L96 46H99L98 48L99 49H97V50H99V52L100 53H102L103 52V56H105V58H106V60H107V68H106V70H105V74H106V72H107V70H108V68H111V67H109V65H108V62L110 63V65H113L114 67H115V69H116V71H119V72H121V74H126L128 77L130 76V78H135V71H138L139 70V72H137V73H139L138 75H140L141 74V76L139 77V78H142V80H145V81H152L153 83H156V85H158V84H160L162 81H164V79H165V77H166V75L168 74V71H171V70H169L168 68H169V66H171V68H172V70L173 71H176V72H173V74H175V73H178L177 75H179L181 78H182V81L183 82H187L186 80H185V73L187 72V71H189V70H187V69H189L188 68V65L190 64V66L192 65V66H196V69H197V71H196V75H197V72H198V74H200L199 76L201 77V78H199L200 80H202L203 79V74H205L204 73V64L203 63H206V62H203V59L204 58H206V54H207V56H210V54L212 55V56H216V57H219V56H222V57H224L225 59H227V57H226V55H227V52H225V48L227 49V51H228V53L230 54L229 56H230V58L232 59V62H227V64L228 65H230V63L232 64V65H230V69L232 70V68H235V66L237 67V66H239L240 68L238 69V67L236 68L237 70H238V73H242L243 72V70H242V68L244 67V68H246L245 66H249V65H251L252 66V68H250V66H249V70L250 69H253V70H255V69H259L258 71L260 72V71H262L261 72V74H263L264 72H263V70H264V0H0V44L2 43V44H6L7 42H12L13 41V36H15V35H12V36H9V32H14ZM8 32V33H7ZM40 32H41V36H39L40 35ZM43 32V33H42ZM95 32L93 33V34H95ZM152 32H154L155 34H156V36H158L159 37V40H160V42H159V40H157L158 42H156V40H154L155 38L153 37V36H151V35H153L152 34ZM5 35L6 33L8 34V36H3V34ZM15 33V32H14ZM89 33V32H88ZM91 33V32H90ZM6 34V35H7ZM37 34H39L38 36H37ZM83 34V33H82ZM11 35V34H10ZM78 35H80L81 36V34H78ZM76 36V37H78V39H79V36ZM27 36V35H26ZM83 36V35H82ZM81 36V37H82ZM93 36H91L92 38H94ZM155 36V37H156ZM9 37H13L10 41H7L6 40V38H8L9 39ZM19 37V38H18ZM40 37V38H39ZM75 37V36H74ZM154 39H153V38ZM157 37V38H158ZM85 38V37H84ZM92 38H90V39H92ZM156 38V39H157ZM81 39V38H80ZM79 39V40H80ZM16 40V39H15ZM26 40V41H25ZM79 40H77V41H79ZM83 40V39H82ZM95 40V41H94ZM22 41V42H21ZM6 42V43H5ZM20 42V43H19ZM50 42V43H49ZM74 42V43H73ZM79 42H83V41H79ZM155 42L157 43V44H155ZM13 43V42H12ZM18 43V44H17ZM38 43V46L40 45ZM86 43H88V44H86ZM10 44V43H9ZM19 45V47L17 46V45ZM85 44V45H84ZM153 44H155L156 46H158L157 48H155V49H157V50H159V51H157V50H151V45H153ZM159 44V45H158ZM23 44H21V46H22ZM36 45V44H35ZM154 45V46H155ZM8 46V45H7ZM24 46V45H23ZM25 46L27 47V45H26V43H25ZM83 46H81V47H83ZM100 46H102L103 48H104V50L102 49L101 50V48H100ZM225 48H224V47ZM10 47V46H9ZM75 47H76V50H75ZM95 47H93V49H95ZM6 48V49H5ZM37 48V47H36ZM38 49V48H37ZM0 50H6L7 51V47H2V45H0ZM18 50H22V52H21V54L22 53H24L25 54V52L23 51V49H18ZM25 50V49H24ZM28 50V49H27ZM96 50V52H98ZM17 51V50H16ZM29 51V50H28ZM27 51V52H28ZM102 51V52H101ZM104 51H105V53H104ZM164 51V52H163ZM9 52V51H8ZM7 52V53H8ZM49 51H47V53H48ZM78 52V53H77ZM92 52H94V51H92ZM95 52V53H96ZM158 52H161V53H165L164 55H165V59H167L166 61H168V59H169V62H167V63H169L168 64V68H166L167 69V72L166 71H164L165 69H163L159 64H158V56H159V53ZM29 53V52H28ZM27 53V54H28ZM80 53V54H79ZM91 53V52H90ZM94 53V54H95ZM99 53V54H100ZM2 54H4V53H2ZM16 54H20V53H18V51H17V53ZM20 54V55H21ZM24 54H22V55H24ZM27 54H26V56H27ZM51 54V55H50ZM8 55V54H7ZM7 55H5L4 57H7V58H4L3 57V59L4 60H6V61H8V56ZM10 55H11V53H10ZM9 55V56H10ZM95 55H97V54H95ZM219 55V56H218ZM1 56V55H0ZM14 56V55H13ZM12 56V57H13ZM25 56V55H24ZM24 56H21L22 58H24ZM30 56V55H29ZM33 56V55H32ZM98 56V55H97ZM228 56V55H227ZM2 57V56H1ZM1 57H0V60H1ZM20 56L19 57H17L16 59H18L19 61H21V63L23 64V62L25 61V62H27L26 61V59L25 60H23L22 58H21ZM38 59H44L45 58V55H43V53L41 52V51H39L38 52V55L36 56ZM87 57L89 58L90 56H89V53H88V55H87ZM87 57H85L86 59V62L85 63H87L88 61L87 60H89L91 57L93 58V56L91 55V57L88 59ZM26 58V57H25ZM34 58H35V56H34ZM92 58H91V60H92ZM162 58V57H161ZM220 58V57H219ZM219 58H217V59H219ZM229 58V57H228ZM15 59V60H16ZM20 59H22V60H20ZM46 59V58H45ZM52 59H50V62H52L51 60ZM94 59H96L95 57H94ZM207 59V58H206ZM214 59V57L212 58V60ZM231 59H230V61H231ZM3 60V64L5 65V62L6 61H4ZM18 60H16L15 62L17 63V61ZM84 60V59H83ZM99 60H102V59H99ZM210 60H211V58H210ZM211 60V61H212ZM221 62L223 61L221 58L219 59ZM2 61V60H1ZM11 61V60H10ZM10 61L8 62V63H10ZM23 61V62H22ZM49 61V60H48ZM104 61V60H103ZM207 62H209L208 60H206ZM214 61H215V59H214ZM213 61V62H214ZM14 62V63H15ZM24 62V63H25ZM49 62V63H50ZM84 62V61H83ZM92 62V61H91ZM91 62H88V66H89V63H91ZM224 62V61H223ZM7 63V64H8ZM13 63V62H12ZM14 63H13V65H14ZM44 63V62H43ZM48 63V62H47ZM99 63H100V61H99ZM216 63H217V61H216ZM2 64V66H4ZM11 64V63H10ZM10 64H8L9 65V67H10V69H12L13 68V65L12 66H10ZM17 64H19V63H17ZM16 64V65H17ZM28 64V63H27ZM61 64V65H60ZM188 64V65H187ZM233 64L235 65V66H233ZM84 65V64H83ZM206 65V64H205ZM208 65H210V64H208ZM207 65V66H208ZM6 66V65H5ZM21 66V65H20ZM19 66V67H20ZM26 66V63H25V65H24V67ZM37 66V65H36ZM43 66H44V64H43ZM81 66V67H80ZM87 66V64H85L84 65V68ZM97 66V65H96ZM95 66V67H96ZM192 66H191V68H192ZM211 66V65H210ZM225 66V62H224V65H223V67ZM233 66V67H232ZM253 66H260V68H261V66L263 67V69L261 70L260 68H256V67H253ZM14 67H16V66H14ZM73 67H75V68H73ZM92 67V66H91ZM94 67V66H93ZM92 67V68H93ZM94 67V68H95ZM101 67H104V66H102L101 65ZM166 67V66H165ZM220 67V66H219ZM227 67V65L224 67V70H226L225 68ZM232 67V68H231ZM0 68H1V66H0ZM8 68V67H7ZM22 68V67H21ZM91 68V69H92ZM93 68V69H94ZM207 68H209V70H210V72L212 73V69L208 66ZM221 68V67H220ZM229 68V67H228ZM4 70L6 69V67H4L3 68ZM9 69V68H8ZM7 69V70H8ZM16 69H18V65H17V68ZM16 69H14V73L16 72ZM90 69V68H89ZM88 69V70H89ZM96 69H99L98 68V66H97V68ZM112 69V68H111ZM111 69L109 70V71H111ZM216 69V68H215ZM25 70V69H24ZM45 70H47L46 69V66H45V69H43V71H44V73H46V71ZM86 71H85V75L87 74L88 75V73H87V69H85ZM113 70V72H114V75L115 76H113V75H111V77H109V78H111L112 79V76H113V81L115 80L114 78L115 77H117L118 76V74H117V76H116V74H115V70H114V68L112 69ZM208 70V71H209ZM222 70V69H221ZM223 70V71H224ZM233 70H235V69H233ZM239 70H240V72H239ZM242 70V71H241ZM245 70V72H243V74L245 73L246 74V77H245V75L243 76V78L240 76V75H238V74H236L237 76H239V78H238V80L239 81H243L244 79V81L246 82V80H247V73L246 72H249V71H247V68L246 69H244ZM3 70H1V72H2ZM18 71V70H17ZM38 71V70H37ZM41 71V70H40ZM48 71V70H47ZM49 71H53V69L52 68H50V70ZM93 71H95V69L93 70ZM102 71V70H101ZM108 71V72H109ZM194 71V72H195ZM206 71V70H205ZM223 71H219V72H221V74H222V72ZM5 72H6V70H5ZM4 71H3V73L1 74L2 76H6V77H3L2 78V76H1V79H3L4 80V78L5 79H7V77L9 78L8 80L9 81H7L6 80V88L9 86L8 85V82L10 83V81L11 80H13L14 78H13V75H15L14 77H15V79L14 80H17V78L18 77H21V76H18V74H17V78H16V73L14 74H9L8 75V72L9 71H7L6 72V74L8 75H3L4 73H5ZM25 72H27V71H25ZM30 72H31V70H30ZM42 72V71H41ZM90 72V71H89ZM97 72H98V70H97ZM97 72L95 73V72H90L91 73V75H92V73H93V75L92 76H94V73L97 75V77H98V74H97ZM107 72V73H108ZM207 72V71H206ZM227 71H225V73H226ZM231 72V71H230ZM230 72H229V69H228V73H229V75H231L230 74ZM235 72H236V70H235ZM257 71L255 70V73L254 72H252V73H254V77H253V75L250 77V78H255V80L254 79H252V81H250V82H248V83H251V82H255V81H259L258 83H261L262 81H264V75H261L260 76V74L258 75L257 73H256ZM51 72H50V75L48 74V73H46V75H49V76H53V75H51L52 74ZM61 73V76H62V79L65 81L66 79V77H64V75ZM90 73H89V75L87 76H85V78L86 77H90ZM99 73V72H98ZM101 73V72H100ZM110 73V72H109ZM189 73H191V72H189ZM188 73V74H189ZM193 73V72H192ZM227 73V74H228ZM251 73V74H252ZM27 74V73H26ZM31 74H33V73H31ZM43 74V73H42ZM41 73H40V75H42ZM56 75V76H59V77H61L60 75ZM82 74V75H81ZM102 74H104V73H102ZM101 74V75H102ZM110 74H112V73H110ZM110 74H109V76H110ZM195 74V73H194ZM250 74V75H251ZM20 75V74H19ZM29 75H30V73H29ZM34 75V78H35V74H33ZM33 75L32 76H28V77H32L33 78ZM95 75V76H96ZM125 75V76H126ZM177 75H175V76H177ZM192 75V74H191ZM190 75V76H191ZM195 75V76H196ZM226 74H224V75H222V77H224ZM229 75H226V77L227 76H229ZM236 75L234 76V75H231V77L232 76H234V77H232L233 78V81H235L234 82V84H236V83H238L236 80H234V78H236ZM258 75V76H257ZM23 76V75H22ZM65 76H67V75H65ZM94 76V77H95ZM100 76V75H99ZM120 76H122V75H120ZM188 76V75H187ZM198 76V77H199ZM257 76V77H256ZM259 76L260 77H263L262 79H257V78H259ZM45 77H47V76H45ZM64 77V78H63ZM94 77H92V81H93V78ZM94 78V79H96V81H93V82H97L98 81V79H100V77H98V78ZM103 77H106L105 75L103 76ZM138 77V76H137ZM179 77V78H180ZM192 77V76H191ZM215 77V76H214ZM242 79H241V78ZM13 78V79H12ZM32 78H29V79H31V85L33 84V80H32ZM50 78V77H49ZM53 78V77H52ZM55 78V77H54ZM76 78H77V80H76ZM82 78H84V76L82 77ZM84 78V79H85ZM126 78V77H125ZM179 78H177L178 80H179ZM180 78V79H181ZM196 78H197V76H196ZM206 77H204V79H205ZM227 78H229V77H227ZM231 78V79H232ZM11 79V80H10ZM28 78L27 79H25V77H24V79H22V81L23 80H26V82H27V80H29ZM43 79H44V81H46L45 83H48L47 82V80H45V79H48V77L47 78H44L43 77ZM56 79H58V77L56 78ZM60 79V78H59ZM61 79V80H62ZM116 79H118L119 81H120V84H115V85H120L119 87L120 88H122L121 90L123 91L124 90V93L125 94H128V90H127V88L128 87H126V90L128 91V92H126V90H125V87H124V85H122V84H125V83H122V81H121V79H119V78H116ZM198 79V78H197ZM196 79V80H197ZM198 79V81H200ZM208 79V78H207ZM216 79V78H215ZM224 79H225V81H226V78L224 77ZM230 79V78H229ZM228 79V80H229ZM230 79V80H231ZM237 79V78H236ZM241 79V80H240ZM3 80H1L2 82H3ZM55 80V79H54ZM53 80V81H54ZM61 80L59 81V82H56V83H59L58 85H62V84H64V86L66 85L65 83L66 82H61ZM62 80V81H63ZM81 80V79H80ZM86 80V82H89V80L90 79H85ZM88 80V81H87ZM91 80H90V82H91ZM102 80V81H101ZM118 80H115V82L116 81H118ZM127 80V79H126ZM129 81H130V79H128ZM131 80H133V79H131ZM135 80H136V78H135ZM170 80H171V78H170ZM188 80V79H187ZM191 80H194L193 82H196L195 81V78L194 79H191ZM210 80V79H209ZM217 80V81H216ZM215 81H213L214 83L215 82H219V80L218 79H216ZM222 81H223V79H221ZM227 80V81H228ZM229 80V81H230ZM262 80V81H261ZM0 81V82H1ZM44 81H42V82H44ZM49 81H51L52 82V80H50L49 79ZM68 81V80H67ZM84 81V80H83ZM103 82L104 80H103V78L101 77V79L99 80V82ZM105 81L107 82V79H105ZM104 81V82H105ZM112 81V83H114ZM140 83V81H139V79L138 80H136L135 82H134V80H133V82L131 81L130 83H135V85H137V86H139L138 84V82ZM173 80H171L170 81V83H171V88L173 87V89L171 90V91H168V90H166V91H164L165 89H163V91H160L161 93L160 94H164L163 92H174V91H176V90H174V86H172V85H174L173 83H175V82H172ZM203 81V80H202ZM208 81V80H207ZM211 81V82H210ZM209 82L210 83H212V80H210ZM224 81V82H225ZM241 81V82H242ZM243 81V82H244ZM12 82V81H11ZM19 82V81H18ZM24 82V81H23ZM26 82H24V83H26ZM50 82V83H51ZM93 82H92V84H93ZM111 82V81H110ZM109 82V83H110ZM136 82L138 83V84H136ZM142 82V81H141ZM151 82V83H152ZM177 82V81H176ZM180 82V81H179ZM201 82V81H200ZM208 82V83H209ZM224 82H222V84L224 83ZM244 82V83H245ZM252 83V84H256V83ZM15 83H17V82H15ZM50 83H49V85H50ZM54 83L55 82H52L51 83V85H53L54 86ZM62 83V84H61ZM98 83V82H97ZM97 83H94L95 84V86L97 85ZM108 83V84H109ZM118 83V82H117ZM188 83V82H187ZM191 83V82H190ZM209 83V84H210ZM229 83V82H228ZM248 83H245L244 84V86H246V84H248ZM258 83L256 84V85H258ZM264 83V82H263ZM5 84V83H4ZM29 83H26V85H28ZM94 84L92 85V86H94ZM99 84V83H98ZM107 84V83H106ZM106 84H103V85H106ZM107 84V85H108ZM163 84V83H162ZM161 84V85H162ZM180 84H182V82H180ZM185 85V87L187 88L188 86H186V83H184ZM189 84V83H188ZM193 84V83H192ZM196 85H197V83H195ZM198 84H200V83H198ZM202 84V85H201ZM200 85L201 86H203V83H201ZM206 84V83H205ZM216 84V83H215ZM232 82L230 81V86L232 87ZM252 84H250V85H252ZM19 86H20V83L18 84ZM22 85V84H21ZM30 85V86H31ZM50 85V86H51ZM70 85V84H69ZM82 85V84H81ZM84 85H86V83L84 82V84L82 85V86H84ZM87 85H88V83H87ZM101 85H102V83H101ZM105 86V87H107V89H106V91L108 90V89H110V88H108V86ZM127 85H129L128 83L127 84H125V86H127ZM134 85V86H135ZM140 85H141V83H140ZM143 85V84H142ZM199 85V86H200ZM217 85V84H216ZM225 85V84H224ZM238 85H239V83H238ZM242 85V87L244 88V86H243V84L242 83H240V86ZM249 85V84H248ZM247 85V88H249V90H247V88H244V89H246L247 91H248V93H247V91H245L243 88L242 89H240V90H244V91H240V90H238L240 93L241 92H246L245 93V95H249V100H250V102H251V100H253L252 102H254V100H255V102L256 103H253V104H257L256 106L255 105H253V106H255L254 108H255V110L257 111H261L262 109L264 110V106L263 105H259V102H260V104H262L261 103V99H260V97L259 98H256V99H260V100H256V99H253V98H251L250 96H251V93L252 92H254L257 88L259 89V90H261L260 89V86H256L255 88H254V91H252L251 93H250V91H251V88L252 87H249ZM260 85V84H259ZM264 85V84H263ZM262 83H261V88H262ZM2 86V83L0 84V87ZM11 86H12V84L9 86L10 88V91H12V93H10V94H13V91L14 90H11L12 88H11ZM22 86H24L23 88H26V86L23 84ZM22 86H21V88H19V87H17L18 89H16V90H19V89H22ZM30 86H28L29 88H30ZM34 86V85H33ZM40 86H42V85H40ZM49 86V87H50ZM52 86V87H53ZM64 86L62 85V87L60 88V90L63 88V90L65 89L64 88ZM92 86H91V83H90V87L88 88V86H87V88H88V91H90V90H92V89H90V88H92ZM94 86V87H95ZM113 87H114V85H112ZM122 86V87H121ZM133 86V87H134ZM136 86V87H137ZM152 86V85H151ZM160 86V85H159ZM164 86V85H163ZM183 85H182V87H183V90H184V87ZM193 86V85H192ZM211 84L208 86V85H206V87H208V89H210L211 87ZM217 86H220V84L218 83V85ZM240 86H237V87H240ZM252 86H254V85H252ZM4 87V86H3ZM13 87V86H12ZM27 87V89H26V91L29 89ZM43 87H45L46 88V85H44ZM41 88V87H39V88H41V89H38V91L37 92H35L34 91V89L32 90V91H34V92H30V93H28V91H27V93H28V97H31V95L32 94H34V93H38L39 92V90L41 91V90H43V93H44V91H45V89L44 88ZM49 87H48V85H47V90H49V92L47 91V94H50V91H52L53 92V94H52V92H51V94L53 95V96H51V94L50 95H48L47 96V94H46V96L44 97L43 95H42V91L40 92L41 94V97L43 96L44 98H46L45 100H42V101H52L51 99H52V97H54V95L56 94V92H54L55 91V89L56 88H52V87H50V89H52V90H50L49 89ZM55 87V86H54ZM57 87H59V86H57ZM71 87V86H70ZM72 87H73V85H72ZM71 87V88H72ZM73 87V88H74ZM81 87V86H80ZM93 87V89H95ZM97 87H98V85H97ZM102 87H104V86H102ZM102 87H100L101 89H103ZM105 87H104V89H105ZM124 87V88H123ZM133 87H131V89L133 88ZM144 87H145V85H143V89H144ZM162 87V86H161ZM177 88L179 87V84L177 83V86H176ZM196 87H198V86H195V89H196V91H198V89L196 88ZM205 87V86H204ZM204 87H201L202 89L204 88ZM206 87H205V89H203V90H206ZM222 87H223V85H222ZM222 87L221 88H219V91L222 89ZM233 87L235 88L236 86H234L233 85ZM264 87V86H263ZM2 88V87H1ZM14 88V87H13ZM33 88V87H32ZM70 88V89H71ZM82 88V87H81ZM85 88V87H84ZM86 88V89H87ZM100 88H97V89H95V90H97V92H102V91H99V89ZM118 88V87H117ZM129 88H130V86H129ZM135 88V87H134ZM139 88V87H138ZM185 88V90H189V92L191 93V91H190V89H186ZM190 88V87H189ZM218 88H216V89H218ZM226 88H228V87H226ZM230 88V87H229ZM234 88H233V91L235 92L237 89H235L234 90ZM31 89V88H30ZM53 89H54V91H53ZM80 89V88H79ZM90 89V90H89ZM103 89V90H104ZM143 89H142V87L140 86V90H137L136 88H135V90H136V92L137 93H141L142 91H143ZM166 89H168V87H166ZM181 88H179V90H180ZM194 88H193V90H195ZM216 89H214V90H216ZM253 89V88H252ZM25 90V89H24ZM63 90H61V92L63 91ZM85 90V89H84ZM114 90H116V88L115 89H112V92L114 91ZM120 89H118V91H116L117 92V94H118V92L119 91H121ZM142 90V91H141ZM185 90H184V93H185ZM225 90V89H224ZM223 90V91H224ZM227 90H229V89H227ZM231 90H232V88L230 89V92H231ZM262 90H263V94H264V89L262 88ZM3 91H5V89H3ZM9 91V90H8ZM21 91V90H20ZM19 91V92H20ZM73 91H74V89H73ZM73 91H71V92H73ZM83 91V90H82ZM110 91V90H109ZM109 91H107L105 94H107ZM121 91V92H122ZM139 91H141V92H139ZM146 91V90H145ZM181 91V90H180ZM196 91H192V93H194V95L195 94H197L198 92H196ZM209 91V90H208ZM211 91H213L212 89H211ZM211 91H209V92H211ZM217 91V90H216ZM216 91H214V92H216ZM222 91V90H221ZM222 91V92H223ZM226 91V90H225ZM238 91H236V94H238L239 92ZM18 91H16V93H17ZM64 92V91H63ZM63 92H62V94H61V96H62V98L65 96L64 94H63ZM65 92H66V90H65ZM86 92V91H85ZM93 92H96V91H94V90H92V92H89L88 94H90L91 96L93 95V94H95V93H93ZM132 92V91H131ZM134 92V91H133ZM144 92V91H143ZM143 92H142V94H143ZM188 92V91H187ZM256 92V91H255ZM254 92V93H255ZM258 92V91H257ZM4 93V92H3ZM9 93V92H8ZM7 93V94H8ZM15 93V92H14ZM21 93V92H20ZM25 93V92H24ZM60 93V92H59ZM73 93H76V91L75 92H73ZM73 93H71L72 95H73ZM81 93V92H80ZM110 93L111 92H109V95H108V98H109V96H110ZM115 93V92H114ZM114 93H113V95H114ZM120 93V92H119ZM148 93H150V92H147V94L144 92V94H145V96L147 95H149ZM168 93L166 94H164L165 95V97L163 96L162 98L164 99V98H167L166 96H168V98H171V100L172 101H174V102H170L171 100L169 99V100H167V99H164V100H167V104H169L168 102H170V104L169 105H173V104H171V103H175L176 101L175 100H177V99H175L173 96L171 97H169V95H168ZM169 93V94H170ZM176 93H177V91H176ZM180 93V92H179ZM179 93L177 94V96H175V97H179L178 95H179ZM183 93V94H184ZM212 93V92H211ZM218 93V92H217ZM217 93H215V94H217ZM232 93V92H231ZM239 93V94H240ZM260 93V92H259ZM7 94H4L3 95V97L2 98H7ZM17 94H19V93H17ZM17 94H15V96H14V98H13V101L12 100H9V103L10 102H12L13 103V105H14V101H16V99H15V97L17 96H19L18 98H19V100H20V102H23V101H21V100H25L26 99V102L24 101L23 103H27L26 105H24L25 107H27V106H32V105H30L31 103H29V101H31V100H29L28 98H27V94L25 93L24 94V96H26L25 97V99H24V97H22L23 99H21V96H23V95H17ZM35 94V95H36ZM45 94V93H44ZM99 94V93H98ZM101 94V93H100ZM121 94V93H120ZM132 94V93H131ZM143 94V95H144ZM174 95L175 94V92L174 93H171V95ZM182 94V91H181V95H183ZM188 94V93H187ZM203 94V96H204V98H207L206 96H205V94L204 93H202ZM222 94V93H221ZM256 95L258 94V93H255ZM30 95V96H29ZM37 95H39V93L37 94ZM37 95L36 96H34V95H32V97L30 98V99H32V98H34L35 97V100L34 101H32V103H34L35 101H36V99H38V98H40V96L37 98ZM57 95V94H56ZM97 95V94H96ZM103 95V92H102V94H101V96ZM115 95H116V93H115ZM114 95V96H115ZM141 95V94H140ZM142 95V96H143ZM152 95V94H151ZM176 95V94H175ZM180 95V96H181ZM186 95V94H185ZM191 95V94H190ZM207 96H209L208 94H206ZM213 95H214V93L211 95L212 97H213ZM219 96H221L222 97V95H220V92H219V94H218ZM217 95V97L219 98V96ZM256 95H252V96H256ZM10 96H12V95H10ZM9 96V97H10ZM49 96H51L50 97V99H48V97ZM76 96V95H75ZM74 96V97H75ZM77 96H79V94H78V92H77ZM82 96V95H81ZM118 96V95H117ZM123 96L124 95H120L118 98H121V100L123 101V100H126V101H128L126 98H128L129 97V94H128V97H125V98H123ZM126 96V95H125ZM136 96H137V94H136ZM193 95H191V97H192ZM198 97H200L201 96V94H198L197 95ZM214 96H216V95H214ZM242 96V95H241ZM257 96H259V94L257 95ZM256 96V97H257ZM43 97H42V99H43ZM68 98V96L66 95L65 96V98ZM93 97H96V96H94L93 95ZM97 97H98V95H97ZM183 97H184V95H183ZM182 97V98H183ZM185 97H188V96H185ZM220 97V99H222ZM224 97V96H223ZM226 97V96H225ZM223 98L222 100H224L225 99V101L226 100H228V99H226V98ZM244 97H246V96H244ZM61 97H60V99L62 100V102L61 103H58V109H60V106H59V104L60 105H64V102L63 101H66L64 98L62 99ZM79 98V97H78ZM101 98H103V97H101ZM123 98V99H122ZM134 98H136V97H134ZM133 98V99H134ZM173 98H174V100H173ZM179 98H181V97H179ZM194 98V97H193ZM201 98H203V97H201ZM247 98H248V96H247ZM262 98V97H261ZM1 99V98H0ZM4 99V100H5ZM10 99H12V98H10ZM54 100H53V103H54V101L56 102V104H57V101H56V97L55 98H53ZM59 99V102L61 101ZM75 99V98H74ZM77 99V98H76ZM105 100H107L106 98H104ZM112 99V98H111ZM111 99L109 98V100L111 101ZM116 99V98H115ZM115 99H112L113 101L115 100ZM128 99H132V98H128ZM138 99V98H137ZM136 99V100H137ZM143 99V98H142ZM195 99H198V98H196L195 97ZM195 99H193V101H195ZM220 99H218V101L220 100ZM19 100L17 101V104H16V102H15V104L16 105H14V106H11L12 105V103L11 104H9L8 103V101H6L7 102V105H8V107L9 108H12V107H17V105H18V107L16 108L17 110H21V109H23V108H21L20 109V106H22L23 105V103H21L20 104V106H19ZM38 100H41V99H38ZM58 100V99H57ZM70 100V99H69ZM68 100V101H69ZM72 100H73V98H72ZM136 100H134V101H136ZM139 100V99H138ZM137 100V101H138ZM161 100V99H160ZM181 100V99H180ZM184 99H182V101H183ZM188 100H190L189 99V97H188ZM206 100V99H205ZM213 100H214V98H213ZM212 100V101H213ZM248 100V99H247ZM249 100H248V102H249ZM117 101H119V99H117ZM140 102H141V100H139ZM138 101V102H139ZM154 101H156V100H154ZM163 101V100H162ZM177 101H179V100H177ZM182 101H179L180 102V104H183V103H181ZM197 101H199V99L197 100ZM225 101H223L224 103H225ZM233 101V100H232ZM244 101H246L245 99H244ZM243 101V102H244ZM259 101V102H258ZM263 101V100H262ZM4 102L5 101H2V102H0V103H2V105L4 104ZM5 102V103H6ZM37 102V104L39 105V107L41 106V105H43L44 104V102L42 103L41 101L38 103V101H36ZM74 102V101H73ZM79 102V101H78ZM103 102H105V101H103ZM115 102V101H114ZM120 102V101H119ZM137 102V103H138ZM149 102V101H148ZM157 102V101H156ZM160 102V101H159ZM159 102H157V103H159ZM185 102L187 103V105H186V107L187 106H189L190 107V105H188L189 103V101L187 102V100H186V98H185ZM190 102H192V100L190 101ZM200 102V101H199ZM202 102V101H201ZM220 102V101H219ZM227 102V101H226ZM234 102L236 103L237 101H235V99H234V101H233V104H234ZM239 102V101H238ZM242 102V101H241ZM240 102V103H241ZM264 102V101H263ZM42 103V104H41ZM48 102H45V104H47ZM52 103V104H53ZM71 103V101H69V103L68 104H70ZM87 103V101H85V105H88V104H86ZM97 103V102H96ZM111 103V102H110ZM109 103V104H110ZM130 103H131V101H130ZM133 103V102H132ZM131 103V105H129L130 107H132V105L134 104H132ZM145 103H147V102H145ZM155 103V102H154ZM153 103V104H154ZM157 103H155L153 106H154V110L153 109H150V108H153L152 107V104H151V106H150V104L149 103H147V105L146 104H143V106L145 105V106H150V108H149V110H152V111H154L155 113H156V111L159 109V107L158 108H156V104ZM162 103V102H161ZM160 103V104H161ZM185 103V104H186ZM231 103V102H230ZM244 103H246V102H244ZM43 105L42 107H40L42 110L43 109H45L46 107L47 108H49V106H50V108H53V107H51L52 105L51 104H49V105ZM65 104H67V103H65ZM127 104H129V103H127ZM141 104V103H140ZM164 104V103H163ZM185 104H183L182 106H185ZM198 104V103H197ZM197 104H196V102L194 103V107H195V109H197L198 107H197ZM204 104H206V102L204 101ZM220 105V107L218 106V104H216L218 107H219V109H222V107H221V104H222V101H221V103H219ZM227 104V103H226ZM250 104V103H249ZM38 105H36V106H38ZM55 107H56V105L55 104H53ZM63 105H62V109H64L63 108ZM92 105H94V104H92ZM95 105H98V103L97 104H95ZM99 105H100V103H99ZM139 105V104H138ZM162 105V104H161ZM168 105V106H169ZM178 104L176 103V106L174 107V106H172V109H171V107L170 108H168V111H169V109H170V112H169V114L170 113H175L176 111H174L175 109L177 110L178 109V112H179V109H181V108H177L178 106H177ZM224 105V104H223ZM222 105V106H223ZM228 105V104H227ZM236 104H234V106H235ZM6 106V105H5ZM11 106V107H10ZM44 106H46L45 108H44ZM78 106H81L80 104L78 105ZM89 106V105H88ZM88 106H85V107H87L86 109H91V107L89 108ZM128 106V107H129ZM137 106V105H136ZM135 106V107H136ZM142 106V105H141ZM142 106V107H143ZM163 106V105H162ZM205 106V107H204ZM203 106V103H202V107H204V108H207V110L206 109H204L205 111L204 112H208V110H209V108L208 107H206L207 106V104L206 105H204ZM211 106V105H210ZM237 106V105H236ZM245 106V105H244ZM257 106H259V109H258V107ZM4 107V106H3ZM24 107V108H25ZM34 108H35V105L33 106ZM38 107V108H39ZM65 107V106H64ZM77 107V106H76ZM128 107H123L122 106V108H126L125 110H127L128 111V109L130 110L131 108H128ZM138 107V106H137ZM164 109H165V104H164ZM162 107V108H163ZM197 107V108H196ZM223 107H225V105L223 106ZM228 108H230L229 107V105L227 106ZM226 107V108H227ZM240 107H242V105L240 106ZM239 107V108H240ZM260 107H262V108H260ZM7 108V107H6ZM8 108V109H9ZM37 108V107H36ZM36 108L35 109H32V108H30L31 109V111L33 110H36ZM38 108H37V110H38ZM70 108H73V107H70ZM69 108V109H70ZM75 108V107H74ZM134 108V107H133ZM144 108V107H143ZM167 108V107H166ZM173 108H175L174 110H173ZM188 108V107H187ZM211 108V107H210ZM228 108H227V110H228ZM238 108V107H237ZM238 108V109H239ZM257 108V109H256ZM4 109H5V107H4ZM13 109V108H12ZM26 109V108H25ZM25 109H24V111H23V113L25 112ZM30 109H29V107H28V110L27 111H29V112H31L30 111ZM67 109V108H66ZM95 109V108H94ZM119 109V108H118ZM156 109V110H155ZM185 110H186V108H184ZM190 108H188L186 111L185 110H183V112L185 113L186 112V115H187V118L186 119H183L184 117V115L182 116V115H180V117L184 120V121H188V122H192L191 121V119L188 117V115L190 116L193 112H192V110L191 111H188ZM232 109V108H231ZM235 110H232V111H237L238 109H236V108H234ZM241 109V108H240ZM246 109H247V107H246ZM250 109V108H249ZM6 110V109H5ZM11 110V109H10ZM14 110V109H13ZM16 110V112L18 113V111ZM48 111H45V110H43V111H45V112H43V114H44V116H43V118H47L48 116H46V112H47V114L48 113H50L51 114V112H53L54 111V108L52 109L53 111H51L50 112V109H47ZM55 110H57V108L55 109ZM75 110V109H74ZM88 110H86V112H85V110H84V112L85 113H87L88 112ZM91 110H93V109H91ZM96 110V109H95ZM119 110H121V108L119 109ZM143 110V109H142ZM171 110H173L174 112H172ZM226 109H224L223 108V111H222V113H220V110H219V113H220V115L222 114V116H223V114L224 113H226L227 114V112H224ZM12 111V110H11ZM11 111H9L8 110V112L10 113ZM22 111V110H21ZM20 111V112H21ZM31 112V113H33V114H31V115H29L28 114V116H31L32 118H34V115H35V117H36V111H35V113L34 112ZM63 110H61V112H62ZM78 110H76L75 112H77ZM90 111V110H89ZM97 111V110H96ZM117 111V110H116ZM115 111V112H116ZM132 111H133V113H132V118L129 116V118H131V119H135V121H136V118L135 117H137V116H134V115H136V113L134 114V112H135V110H133L132 109ZM165 111V110H164ZM187 111H188V113L190 112H192L191 114H187ZM210 111V110H209ZM218 111V110H217ZM248 111H251V110H248ZM255 111V112H256ZM14 112H15V110H14ZM14 112H13V115H14ZM28 112V113H29ZM38 112H39V110H38ZM40 112H41V110H40ZM42 112L40 113V115L39 116H37V117H40L41 116V114H42ZM57 112H59V111H57ZM61 112L59 113L60 115H61ZM67 112H70L69 110H67ZM75 112H73V113H75ZM105 112H107V111H105ZM110 112H111V110H110ZM121 112H122V110H121ZM129 112V111H128ZM127 112V113H128ZM130 112H131V110H130ZM137 112V114L139 113L138 112V110L136 111ZM151 112V111H150ZM166 112V111H165ZM178 112H176V114H178ZM181 112V113H180ZM179 113L180 114H183V112H182V110L180 111ZM230 111H228V113H229ZM244 112H247V110H245ZM263 113H264V111H262ZM22 113V112H21ZM72 113V112H71ZM70 113V114H71ZM72 113V114H73ZM81 113H83V110H82V112ZM143 113V112H142ZM195 113H197V114H199V116L202 114V119H203V116H205L206 115V113H205V115H203V113H201L200 112V110H199V113H198V111L196 112V110H195ZM218 113V112H217ZM217 113L214 115V116H212V114H214V113H210V115L209 114H207L208 116H212V118L214 117L215 118V116L217 115ZM237 113V112H236ZM240 113H242V112H240ZM250 113H252V115H253V112H250ZM6 114H7V112H6ZM54 114H55V112H54ZM53 114V115H54ZM63 114H65V112L64 113H62V115ZM77 114H79L80 116H81V118H79L80 119V121H79V119H78V115H76V118H77V121H79L80 123H77V122H75L76 124H82L83 123V121H82V119L84 120V116L83 115H81L80 114V112L79 113H77ZM84 114V113H83ZM89 114V113H88ZM93 114H94V112H93ZM92 114V112L89 114L90 115V117L92 118H88L87 119V121L88 120H92L93 122H94V117L96 118V119H98V115H100V114H97L96 115V113L93 115ZM101 114H103V113H101ZM110 113L108 112V115H109ZM129 114V113H128ZM134 114V115H133ZM153 114V113H152ZM157 114H160V112L159 111H157V113L155 114V118L158 116V117H160L161 118V116H162V114H160V115H157ZM238 114V113H237ZM260 114V113H259ZM258 114V115H259ZM8 115H9V117H10V114H7V116H6V118L8 117ZM21 116H22V114H20ZM25 115V114H24ZM49 115V114H48ZM67 115V113L65 114V116ZM88 115V116H89ZM93 117H92V116ZM112 115H113V112H112ZM115 115V114H114ZM113 115V116H114ZM121 115H123V114H121ZM171 115V114H170ZM206 115V116H207ZM225 115V114H224ZM232 115V114H231ZM244 115V114H243ZM262 115V114H261ZM260 115V116H261ZM17 116V117H16ZM51 115H49V117H50ZM57 115L55 114V117H56ZM64 116V117H65ZM68 116H70L71 117V115H68ZM68 116L67 117H65L66 119L68 118ZM107 116V113H106V115H105V117ZM113 116H111V117H113ZM147 116V115H146ZM174 116H175V114H174ZM178 116H179V114L178 115H176V117H173L174 118V123H175V118L177 119V120H180L181 121V123L183 122V120L182 119H180V117H179V119H178ZM194 115H192V117H193ZM198 116V115H197ZM198 116V117H199ZM218 116H219V114H218ZM218 116H217V118H218ZM222 116H220V118L222 117ZM237 116V115H236ZM14 117H16V118H18L19 116L18 115H14ZM14 117H13V120H14ZM24 117V116H23ZM23 117H22V121H23ZM36 117V118H37ZM53 118H54V116H52ZM73 117H74V114L72 115V122H74L73 121ZM86 117V116H85ZM110 116H108L106 119L108 120V118H109ZM110 117V118H111ZM118 117V116H117ZM191 117V116H190ZM227 117V116H226ZM231 117V116H230ZM229 117V118H230ZM245 117V116H244ZM258 116H256V118H257ZM3 118V117H2ZM5 118V119H6ZM15 118V119H16ZM21 118V117H20ZM28 118V120H26V118H24V120L25 121H23V122H26V121H29V117H27ZM32 118H31V120H32ZM40 118H42V117H40ZM40 118H38V119H40ZM42 118V119H43ZM45 118V119H46ZM53 118H50V121H51V123H52V121L54 120ZM75 118V119H76ZM87 118V117H86ZM85 118V119H86ZM100 118H103V116H99V119ZM128 118V119H129ZM159 118V119H160ZM163 118V117H162ZM161 118V119H162ZM168 118V117H167ZM171 118L172 117H170V119L169 120H167L166 122H170V120H171ZM195 118H196V116H195ZM199 118H201V116L199 117ZM197 119V121L198 120H200V119ZM211 118V119H212ZM217 118H216V121H217ZM219 118V120L220 121H222V120H224L225 118L223 117V119L221 120ZM234 118V117H233ZM252 118V117H251ZM255 118V119H256ZM261 117H259L258 119H260ZM11 119V118H10ZM10 119H8L10 122H13V120H10ZM37 119V120H38ZM56 119V118H55ZM59 119H61V121H62V118H57L56 119V121L58 120L59 121ZM69 119V118H68ZM95 119V120H96ZM105 119V118H104ZM105 119V121H107ZM111 119H113V118H111ZM114 119L118 122V120L116 119V116L114 117ZM119 119V118H118ZM128 119H126V121H129ZM152 119V118H151ZM158 118H157V120H159ZM159 120V122L158 123H160L161 124V121L163 122V120ZM201 119V120H202ZM206 119V118H205ZM205 119H203L202 121L200 120V121H198L199 122V124H200V127L202 126V124H204L205 122H206V120ZM208 119V118H207ZM237 119H238V117H237ZM237 119H235V121L237 120ZM250 119V118H249ZM254 119V118H253ZM252 119V120H253ZM263 119V118H262ZM18 120V119H17ZM20 120V119H19ZM18 120V121H19ZM30 120V121H31ZM36 120V122H38ZM64 120V119H63ZM101 120V119H100ZM110 120V119H109ZM147 120H149L148 118H147ZM205 120V122H203ZM213 120V119H212ZM226 120H227V118H226ZM226 120H224L223 122H225ZM2 121H3V119H2ZM6 121V120H5ZM5 121H4V123H5ZM18 121H15L16 123L18 122ZM42 121H47V120H42ZM49 120H48V122H50ZM56 121H53L54 122V126L56 125L57 127H60L61 125V123L59 124L58 122H56ZM65 121V120H64ZM68 121H70V120H68ZM67 121V122H68ZM82 121V122H81ZM86 121V122H87ZM91 121V123L90 124H94L93 122ZM105 121H100L101 123L102 122H105ZM114 121V120H113ZM133 121V120H132ZM134 121V122H135ZM153 121V120H152ZM197 121H195L196 123L195 124H197ZM208 121H210V119L208 120ZM207 121V122H208ZM254 121H256V120H254ZM259 120H257V122L255 123L256 125H257V129H258V126H259V129H260V132H261V127L262 126H260V124L262 125V123H260V121L258 122ZM264 121V120H263ZM262 121V122H263ZM7 122V121H6ZM14 122V123H15ZM21 122V121H20ZM20 122H18V124L20 123ZM35 121H31L30 123H32V124H30V123H28L27 122V124H25V125H23V123L21 124L20 123V126L18 125V124H14L16 127L18 126V130H14V134H15V131H19V133L21 132V134H22V130L20 131V129L22 128L23 130H24V128L23 127H21V125H23L24 127L25 126H29V125H31V126H33V123H34ZM56 122V123H55ZM63 122V121H62ZM98 122H99V120L97 121L96 120V123H95V126H93V125H90L89 123H87V124H89V127L90 126H92L91 128H92V132H93V134H95L96 133V131L94 130V127L95 128H97L98 127V125H100V124H98ZM109 122V124L108 125H110L109 127L111 128V127H113V125L112 124H115V122L113 123H110L111 121H108ZM155 123L157 122V121H154ZM165 122V123H166ZM179 122V121H178ZM185 122V123H186ZM202 124H201V123ZM214 123H215V121H213ZM218 123L216 124L215 123V125L217 126V125H222L223 126V128H225L224 127V125L226 124V122L224 123V125L222 124V122L221 123H219V121H217ZM240 122V120L239 121H237V123L238 124H236L235 126H238L239 128L241 127V125L242 124H240L239 123ZM250 122V121H249ZM251 122H253V121H251ZM42 122H40V124H41ZM51 123H46L45 122V124H48V126L46 125V126H42V125H40L41 126V129L40 130H37V128H29V130L31 129H34L36 132H38V131H40V133H44V131L42 132L41 130H44L42 127H46L47 129H48V127L51 125ZM131 123V122H130ZM136 123V122H135ZM135 123H131V124H135ZM151 123V122H150ZM155 123H153L152 125H154ZM158 123H156V126L158 125ZM168 123H167V125L165 124V126H163L164 128H169L168 127ZM214 123H210L211 125L212 124H214ZM244 123V122H243ZM254 123L253 124H251L250 123V125H254ZM257 123H260V124H257ZM264 123V122H263ZM2 124V122H0V125ZM7 124V123H6ZM6 124H4L5 126H9V125H6ZM43 124H44V122H43ZM50 124V125H49ZM58 124V125H57ZM63 124V123H62ZM66 124L67 123H65L64 122V127L63 128H65V126H66ZM74 124V123H73ZM73 124H71V126L73 125ZM76 124H75V126H76ZM98 124V125H97ZM159 124V127L160 126H162V125H160ZM171 124L173 125V123L171 122ZM178 124L180 125V123H175L173 126H175L176 125V127L178 126ZM183 124V123H182ZM186 124H188V126L189 127H191V124H189V123H186ZM186 124H184V125H186ZM193 124H194V121H193ZM206 124V123H205ZM209 123H207V125H210ZM3 125V124H2ZM3 125V126H4ZM10 125H11V123H10ZM36 125V124H35ZM35 125L33 126V127H35ZM105 126L107 125V123L106 124H104ZM103 125V126H104ZM116 125V124H115ZM163 125H164V122H163ZM264 125V124H263ZM3 126H2V128H3ZM4 126V129L3 130H5V127ZM14 126V127H15ZM31 126H29V127H31ZM37 126H39V125H37ZM36 126V127H37ZM53 126V125H52ZM51 127V130L53 131L54 130V128H55V130L53 131L54 132V134H53V132L51 133L50 132V134H53V136H54V138L57 136L58 137V135H56L55 134V132H57L58 134H60L59 132H63V134H65L64 132L68 129V128H66V130L65 129H61V130H59V128L56 130V128L57 127ZM68 126H69V122H68ZM70 126V127H71ZM83 125H81L80 127H82ZM117 126V125H116ZM136 125H134V127H135ZM187 126V125H186ZM193 126H195V125H193ZM197 126V128L198 129H200V130H198L199 131V134L201 135V130L203 129V126H205V125H203L202 126V128H200V127H198V125H196ZM196 126L194 127V129L196 128ZM215 126V127H216ZM226 126V125H225ZM255 126V125H254ZM254 126H252V127H254ZM16 127L14 128V129H16ZM19 127H20V129H19ZM67 127V126H66ZM73 127H74V125H73ZM85 127L87 128V125H85ZM109 127H108V129H109ZM118 127V126H117ZM116 127V128H117ZM243 127L244 126H242V129H243ZM250 127V126H249ZM251 127V128H252ZM1 128V127H0ZM45 128V130H47ZM76 129L78 128V126L77 127H75ZM91 128L89 129V131L91 130ZM105 128H107V126L105 127ZM136 128V127H135ZM151 128H154L155 129V127L153 126H151ZM162 128V127H161ZM164 128H163V132H162V134L166 131H164ZM171 128V127H170ZM178 128V127H177ZM177 128H175V130L177 129ZM181 128H182V126H181ZM186 129H188L187 127H185ZM184 128V130H182V132L184 131V133L185 132H189V134H188V136L190 135V132H192V131H189V129H188V131H186V129ZM196 128V129H197ZM205 128H206V126H205ZM209 128V127H208ZM208 128H206V130L208 129ZM211 128V127H210ZM209 128V129H210ZM217 128V127H216ZM215 128V129H216ZM236 128V127H235ZM262 128H264V126L262 127ZM7 129H8V127H7ZM6 129V131H9V130H7ZM25 129H26V127H25ZM80 129V128H79ZM83 129L84 128H82V129H80L81 131H82V137H83V133H84V135H86V136H88V131H87V133L86 132H84L83 131ZM157 129H159L160 130V128H157ZM173 131V134H174V136H176L177 134H175V130L173 129V128H171ZM183 129V128H182ZM193 129V130H194ZM209 129L207 130V131H209ZM212 129H214V127H212ZM212 129H211V131H212ZM230 129V128H229ZM236 129H238V128H236ZM242 129H239L240 130V132H242V133H240V132H238V133H240V134H245V135H243L244 137H247V134L246 133H248V132H244V131H241ZM245 129V128H244ZM49 130V129H48ZM58 130H59V132H58ZM75 130V129H74ZM74 130H73V132H74ZM88 130V129H87ZM97 130V129H96ZM100 129L98 128V130L97 131H99ZM118 130V129H117ZM170 130V129H169ZM168 130V131H169ZM178 130H179V128L177 129V132H178ZM204 130V129H203ZM218 130H219V126H218ZM221 130V129H220ZM239 130H237V131H239ZM249 130V129H248ZM25 131H28V129L27 130H25ZM35 131H33L32 130V132H30V131H28L29 132V134L30 133H32L33 135H35L36 136V138L38 137L39 139H40V141H41V139L43 140V137H45V136H43V137H41L42 135L40 134V136H38V134L35 132ZM69 131H71V133H72V129L71 130H68V132ZM95 131V132H94ZM115 131H116V129H115ZM162 131V130H161ZM168 131H166V132H168ZM171 131V130H170ZM207 131L206 132H204L205 134H203V136H201V137H198V138H200V140H199V142L201 143L202 142V140H205L204 138L205 137H207V135H206V133H207ZM217 131V130H216ZM215 131V132H216ZM233 131V130H232ZM231 131V132H232ZM252 131H254L253 129H252ZM46 132V131H45ZM62 132H61V134L59 135V137L60 136H62ZM91 132V131H90ZM91 132V133H92ZM121 132V131H120ZM134 132H136L137 133V135H138V131H134ZM214 132V131H213ZM219 132H221V131H219ZM224 132V131H223ZM230 132V131H229ZM3 133V132H2ZM5 133V132H4ZM3 133V134H4ZM19 133H16V135L17 134H19ZM25 133L26 132H24V135H25ZM37 135H36V134ZM47 133H48V131L46 132V136H47V138H48V135H47ZM75 133V132H74ZM78 132H76L75 134H74V136L73 137H79V136H75L76 134H77ZM77 134V135H81V134ZM98 133V132H97ZM95 134V135H98V134ZM113 133H116V132H114L113 131ZM136 133H135V135H136ZM180 134H182L181 133V131L179 132ZM183 133V134H184ZM196 133V132H195ZM194 133V134H195ZM198 133V132H197ZM196 133V134H197ZM217 133V132H216ZM216 133H214V134H216ZM253 133V132H252ZM256 133H259L258 131L256 132ZM254 134L255 136L254 137H256V139H257V134ZM262 133H264V130L262 131ZM7 134V133H6ZM20 134V135H21ZM27 134V133H26ZM49 134V133H48ZM49 134V136L51 137V135ZM90 134V133H89ZM167 134V133H166ZM169 134H170V132H169ZM183 134H182V136H183ZM207 134H209V132L207 133ZM213 133L211 134V135H209V136H216V135H214ZM240 134H237V135H240ZM1 135V134H0ZM5 135V134H4ZM24 135H23V137H24ZM115 135V134H114ZM134 135V133H133V138H135L136 136ZM200 135H196V136H200ZM205 135V136H204ZM222 135V134H221ZM221 135H219L218 134V136H221ZM249 135V134H248ZM259 135V134H258ZM7 137H8V135H6ZM35 136L34 137H32V139L34 138V139H36L35 138ZM53 136L51 137V139H50V141H48L47 139H46V137H45V139L47 140V142H50V143H48L49 144V148H46V146H45V144L43 145V143L46 141V140H43V141H39V142H37L36 140H35V144L37 145L38 143H39V145H40V147L38 146L37 148H42L43 146H45V148L46 149H54L55 148V146H53V147H50V144L52 143L51 142V140L53 141V145H55L56 143H58V142H56L55 144H54V139H53ZM86 136H84L85 138H86ZM94 136V135H93ZM135 136V137H134ZM163 136H165L164 134H163ZM191 136V135H190ZM189 136V137H190ZM231 136V135H230ZM251 136V135H250ZM3 136H1V138H2ZM9 137H10V133H9ZM13 137V136H12ZM26 137V139H27V136H25ZM24 137V138H25ZM41 137V138H40ZM56 137V138H57ZM58 137V138H59ZM66 137V138H65ZM69 137H71V134H69ZM72 137V138H73ZM83 137V138H84ZM89 137H90V135H89ZM91 137H92V135H91ZM97 137V136H96ZM180 137V136H179ZM184 137V136H183ZM182 137V138H183ZM186 137V136H185ZM202 137H204L203 139H202ZM239 137V136H238ZM237 137V138H238ZM242 137V136H241ZM241 137L239 138V139H241ZM0 138V139H1ZM5 138V137H4ZM55 138V139H56ZM57 138V139H58ZM62 138H63V142H65V140L66 141H68L67 140V138H68V134H67V132H66V135H64V136H62ZM65 138V139H64ZM88 138V137H87ZM93 138H95V137H93ZM176 138V140H178V138L177 137H175ZM182 138H180V140H182ZM191 138V137H190ZM215 138H217V137H215ZM220 138V137H219ZM232 138V137H231ZM237 138H235V139H237ZM249 138V137H248ZM259 138V137H258ZM26 139H23L22 138V140H26ZM33 139V140H34ZM61 139V138H60ZM76 139V138H75ZM79 139H81L82 140V138L81 137H79ZM90 139V138H89ZM197 138H195V140H196ZM207 139H208V141H209V138L207 137ZM211 139V138H210ZM233 139V138H232ZM232 139H231V141H232ZM238 139V140H239ZM7 140H9V142H10V138L8 139V138H6V141ZM59 140V139H58ZM71 140V139H70ZM72 140H74V138L72 139ZM77 140H78V138H77ZM86 140V139H85ZM84 140V141H85ZM88 140V139H87ZM98 139H96L95 141H97ZM117 141H118V138L116 139ZM115 140V141H116ZM163 140H166V139H163ZM168 140V139H167ZM170 140H171V137H170ZM193 140V139H192ZM191 140V142H193ZM242 140H243V138H242ZM260 141H258V142H256V148H259V147H261L260 146V144H258L257 145V143H261L262 141V139L260 138L259 139ZM1 141H3L4 143H5V141H4V139L2 138V140ZM0 141V142H1ZM57 141V140H56ZM61 141V143H59V145L60 144H62V149L61 148H59V145L58 144H56V147L58 148L57 149V152H61V150H63L62 152H64V150L67 148V147H69V146H71V148L73 147V149H74V147H76L75 148V150L78 148L77 147V141H76V143L77 144H75V143H73V144H75V145H73L72 143L70 144L69 142H65V144L66 145H68V144H70L69 146H67V147H65V149L63 148L64 147V143ZM79 141V140H78ZM89 141V140H88ZM88 141L85 143V142H83L82 143V145L83 146H81V147H84V143H85V145L86 146H88V147H86V148H88V149H90L91 148V146H92V144H91V146H89V144H87L88 143ZM212 141H213V139H212ZM212 141H209V142H212ZM219 141H221V142H224L223 140H219ZM219 141H215L214 140V142L215 143H219ZM237 141V140H236ZM251 142L249 143V144H251L252 143V141L253 140H250ZM9 142H7V143H9ZM43 142V143H42ZM75 142V141H74ZM79 142H82V141H79ZM99 142H101V143H103L102 141H100L99 140ZM98 142V143H99ZM167 142V141H166ZM165 142V143H166ZM178 143H179V141H177ZM181 142H183V141H181ZM190 142V143H191ZM197 142V141H196ZM206 142V141H205ZM205 142L203 143V144H205ZM208 142V143H209ZM209 143V145L207 146V148L209 149V148H211L213 145L212 144H214V146L215 147H217V150H218V144H216L215 145V143ZM234 142V141H233ZM245 142V141H244ZM68 143V144H67ZM95 143V142H94ZM93 143V144H94ZM97 142H96V145L98 144ZM132 143V142H131ZM169 143V142H168ZM184 143V142H183ZM198 143V142H197ZM196 143V144H197ZM207 142H206V144H208ZM237 142H235V144H236ZM242 143V142H241ZM255 143V142H254ZM253 143V144H254ZM6 144V143H5ZM10 144V143H9ZM41 144H42V147H41ZM167 144V143H166ZM177 144V143H176ZM175 144V145H176ZM193 144V143H192ZM219 144H222V143H219ZM235 144H232L231 146H233L234 147V145ZM238 144V143H237ZM248 144V145H249ZM0 145H2V144H0ZM8 145V144H7ZM20 145V144H19ZM31 145H32V143H31ZM58 145V146H57ZM65 145V146H66ZM73 145V146H72ZM100 145H102V144H100ZM99 144H98V147L100 146ZM115 145H117V144H115ZM136 145H137V143H136ZM168 145V144H167ZM212 145V146H211ZM246 146H247V144H245ZM255 145V144H254ZM3 146V145H2ZM5 146V145H4ZM52 146V145H51ZM103 146L104 147H102V146H100L102 149H103V152L102 151H100L101 152V155H100V152L99 153H95V151L97 152V147H95V144H94V148L96 149H94V152H92L93 151V149H92V151L90 152V153H93L91 156H95V154H96V156L97 157H100L99 158V160L100 161H98V162H95L96 160H94L95 158H96V156L94 157H92L91 159V164H95L96 165V167L94 168V170H95V172H100V170H98L97 171V169L99 168V166L97 165V164H101V163H104V161L106 162V163H109L110 161L112 162V160L110 159V158H112L113 159V157L110 155V153H109V157L110 158H108V159H106V157L104 158V156H102V154L103 153H105V151L104 150H106L107 149V151L106 152H108V149H110V147L109 148H105V147H107V145L105 146L104 144H103ZM126 146H128V144L126 145ZM130 146V145H129ZM172 146V145H171ZM170 146V147H171ZM176 146H178V145H176ZM179 146H180V143H179ZM181 146H183V144L181 145ZM199 146V145H198ZM198 146H197V149H198ZM205 146V145H204ZM210 146V147H209ZM213 146V147H214ZM220 146L221 145H219V148H220ZM225 145H223V147H224ZM244 146V145H243ZM242 146V147H243ZM245 146V147H246ZM1 147V146H0ZM9 147V146H8ZM99 147V150H101V148ZM113 147V146H112ZM112 147H111V149H112ZM115 148H116V146H114ZM114 147H113V149H114ZM121 147V146H120ZM125 147V146H124ZM158 148L159 149V147L160 146H155V148ZM184 147V146H183ZM194 147V146H193ZM200 147V146H199ZM249 147V146H248ZM254 147V148H255ZM263 147V146H262ZM261 147V149H263L262 151H263V153H264V147L262 148ZM2 148V147H1ZM6 148V147H5ZM85 148V147H84ZM83 148V149H84ZM85 148V149H86ZM105 148V149H104ZM134 148V147H133ZM136 148V147H135ZM155 148H153L152 150H155ZM167 148H169V147H167ZM177 148V147H176ZM175 148V149H176ZM179 149H181L180 147H178ZM187 148V147H186ZM189 148H191L190 147V144H189ZM189 148L187 149V150H189ZM200 148H202V146L200 147ZM200 148L198 149V151L200 150ZM205 148V147H204ZM206 148V149H207ZM221 148H222V146H221ZM235 149H236V145H235V147H234ZM244 148V147H243ZM253 148V150H255ZM11 149V147L9 148V150ZM43 149V148H42ZM44 150V152L45 151H47V154L51 151V152H54L55 151V149H54V151H52L51 149H50V151L49 150ZM60 149V150H59ZM79 150V151H81L80 153H81V155L82 154H84L85 152H83L84 150ZM88 149H86L87 150V153L89 154V152L88 151H90V150H88ZM121 149V148H120ZM120 149H119V151H120ZM127 149H128V147H127ZM160 149H161V147H160ZM175 149H174V152H175ZM203 149V148H202ZM213 150H215L214 148H212ZM248 149V148H247ZM26 150L28 151V149L26 148ZM32 150V149H31ZM98 150V151H99ZM128 150H130V148L128 149ZM139 150V149H138ZM152 150H150L151 152H152ZM162 150V149H161ZM168 150H170V148L168 149ZM182 150V149H181ZM183 150H184V148H183ZM182 150V152L184 153V151ZM204 150V149H203ZM211 150V149H210ZM210 150H207L206 151V153L207 154H209V158L208 159H204V157H203V159L204 160H208L207 162L208 163H210V161H213V160H215V161H213L214 163L216 162V159H214V158H217V157H215V156H213L214 158H212V157H210V153L213 151H211L210 152ZM216 150V151H217ZM223 151V149H220L219 151ZM233 150V149H232ZM243 150H245V149H243ZM2 151V150H1ZM3 151H6V150H4L3 149ZM13 150L11 149V152H12ZM24 151V150H23ZM27 151H24L23 153H27ZM39 151H40V149H39ZM39 151H37V150H35V152L37 153V152H39ZM49 151V152H48ZM70 151H71V149H70ZM68 149H66V153L67 154H69L71 157L70 158H72L73 157V155H71L72 153V151L70 152ZM124 150H121V152H123ZM126 152H127V150H125ZM137 151V150H136ZM149 151V152H150ZM159 151V150H158ZM171 151V150H170ZM215 151V152H216ZM219 151H218V154H219ZM225 151V150H224ZM237 151V149L234 151H232L234 154H235V152ZM258 151V152H257ZM257 151L255 150V152L256 153H259L258 154V156L259 157H255V155H252V154H256L255 152H253L252 151V157H239L240 158V164H239V166H238V169H239V171L237 170V173H236V180L238 181V183L241 185L240 186V188L242 189V192L240 193V192H238V191H236L235 193H236V195L237 196H239L240 198H241V200H243V202H244V204H246L247 202H246V198H248V199H250V200H252V202H254L255 203V217L254 218H252V219H241V220H236V221H234L232 224H231V226H229V228L227 227L226 229H221L220 227H218V228H220V229H215L214 228V230L212 229L211 231H209V232H207L206 231V233L204 232V233H202V235H198V236H196V237H194V238H190V239H184L183 241L181 240V242H173V241H164V242H162V241H159V240H157L156 238H153V242L151 243V244H146V242L144 241L143 243H142V245H140V246H135V245H130L131 247H129V248H126L127 247V245H128V243H127V241H128V239H127V237L126 236H123V235H121V234H119V233H117V232H115V230H112V228H110V225H108V224H106V225H104V227L105 228H102L101 230L102 231H100L99 230V232H100V237L97 235V234H94V236H96V237H94L93 236V234L91 235V234H89V235H91V236H93L95 239L97 238V242H98V240H100L101 242L100 243H102V241H106V240H108V241H112V247L114 246L113 245V240L115 241V243L116 244H118L117 246H119V250L121 249V252H118L119 254L118 255H114V256H111V257H106V256H101V254L99 255V257H100V259L99 260H92V261H90V263H87V264H99V263H102V262H105V261H110V260H112V259H116V258H120V257H125V256H131V255H137V254H141V253H144V252H149V251H154V250H157V249H161V248H164V247H167V246H171V245H175V244H178V243H183V242H188V241H192V240H196V239H199V238H202V237H206V236H210V235H212V234H214V233H218V232H221V231H225V230H227V229H230V228H234V227H237V226H241V225H245V224H247V223H252V222H261V221H264V204H262L258 199H257V197H256V195L260 192V191H264V157H260L261 156V154H262V152H261V150H260V148H259V150L257 149ZM7 152V151H6ZM6 152H3L2 154H7L8 155V153H6ZM10 152V153H11ZM33 152V151H32ZM35 152H34V154H35ZM41 152V151H40ZM43 152V150H42V153H40V155L41 154H43L44 153ZM51 152H50V154H51ZM75 152H77V150L75 151ZM83 152V153H82ZM110 152V151H109ZM111 152H113V151H111ZM130 152V151H129ZM129 152H127L128 154H129ZM132 153H135V151H131ZM138 152H140L139 153V155L141 154H143V152L142 151H138ZM142 152V153H141ZM149 153L150 155H149V157L151 156V154L152 153ZM154 152H156V150L154 151ZM153 152V153H154ZM165 152V151H164ZM178 152H181L180 150H178L177 151V153ZM199 152H201V151H199ZM209 152V153H208ZM246 152V154L247 153H250V151H249V149L247 150V151H245ZM80 153H78L77 152V154H79L80 155ZM95 153V154H94ZM117 153H118V147H117ZM120 153V152H119ZM118 153V154H119ZM126 153V154H127ZM145 153H147V152H145ZM163 153V150L162 151H160V152H158V155L159 156H161L160 154H162ZM185 153H189V152H185ZM204 154V152L202 151L201 152V155H203ZM205 153V154H206ZM217 153V152H216ZM221 153V152H220ZM18 154V153H17ZM17 154H15L14 152H13V154L12 155H14V157H16V155ZM29 154L30 155H32V153H30V151H29ZM39 154V153H38ZM50 154H48V156H46V153H45V155H43L42 157L44 158V156L45 157H48V159L47 158H45V159H47L46 161H45V159H44V161H42V162H44V164H45V166H46V164L47 163H45V162H47V161H51V163L52 162H57V163H49L48 162V164H51V166L52 165H55L56 166V164L57 165H59L60 163L58 162V161H56V159H58L59 160V156H58V153L56 154L55 153V156H53L54 154L52 153V157H50L51 155ZM63 154V153H62ZM62 154H60L59 153V155H61V157L60 158H62ZM74 154V153H73ZM98 154L100 155V156H98ZM117 154V155H118ZM127 154V155H128ZM148 154V153H147ZM147 154L146 155H142V158H141V155L139 156V155H137L138 156V158L140 157L141 158V160L143 159V157H144V162L143 163H145V160H147V162L145 163V166H147L146 164H148V162L150 163V164H148V165H151L152 163L150 162L151 160H149L148 161V159H149V157L147 156ZM156 154V155H155ZM155 154H152V155H155V157L157 156V153H155ZM180 154V156H181V154L182 153H178V155ZM206 154V155H207ZM212 154H214L215 155V153L214 152H212ZM233 154V156H235ZM11 155V156H12ZM21 155H22V153H21ZM64 155H65V153H64ZM63 155V156H64ZM68 155V156H69ZM78 155V156H79ZM85 156H86V154H84ZM90 155V154H89ZM104 155H106V153L104 154ZM121 155V154H120ZM119 155V156H120ZM122 155H123V153H122ZM121 155V156H122ZM205 155V156H206ZM220 155V154H219ZM223 155H225V153H223ZM222 155V156H223ZM248 155V154H247ZM264 154H262V156H263ZM10 155H9V157H11ZM20 156V155H19ZM19 156H17V157H19ZM37 156H39V155H37ZM76 158H78V156H76V155H74ZM88 156V155H87ZM90 156V157H91ZM107 156V155H106ZM120 156V157H121ZM137 156H136V158H137ZM145 156H147V157H145ZM158 156V157H159ZM169 156H171L172 157V155H171V153H170V155ZM182 156H184L185 157V155H182ZM186 156L188 157V155L186 154ZM212 156V155H211ZM226 156V155H225ZM239 156V155H238ZM254 156V157H253ZM4 157V156H3ZM13 157V156H12ZM33 157H35V156H33ZM50 157V158H49ZM55 157V158H54ZM67 157V156H66ZM66 157H65V159H66ZM81 157V156H80ZM80 157L78 158V160L80 159ZM103 157V158H102ZM108 157V156H107ZM123 157H124V155L120 158L121 160H123L124 161V159H123ZM129 157V156H128ZM128 157H126V158H128ZM154 157V156H153ZM154 157V159H158V157L157 158H155ZM166 157V156H165ZM221 157V156H220ZM227 157H229L228 155H227ZM64 158V157H63ZM70 158H68L69 160H70ZM82 158H84V157H82ZM125 158V157H124ZM131 158V157H130ZM134 159H135V157H133ZM138 158H137V160H134V162L135 161H137V164H140L141 163V161H140V159H139V163H138ZM161 158H162V156H161ZM161 158L159 157V160H161ZM170 157H168V159H169ZM182 158V157H181ZM211 158H212V160H211ZM42 159V158H41ZM41 159H40V161H39V159H37L38 161H39V163L41 162ZM53 159H55V160H53ZM68 159H66V160H68ZM85 159V158H84ZM88 159H90L89 158V156L87 157V159L86 160H88ZM103 159V160H102ZM117 159V158H116ZM115 159V163H116V161L117 160H119V158L116 160ZM151 159V158H150ZM163 159H164V157H163ZM172 160L171 161H173V157L171 158ZM185 159V158H184ZM194 159H195V157H194ZM217 159H219V158H217ZM224 159V161H226L225 159H226V157L225 158H223ZM36 160V159H35ZM43 160V159H42ZM61 160H64V159H61ZM65 160V161H66ZM69 160H68V162H69ZM75 160H76V162L78 161L77 159H74L73 160V158L70 160L71 161V163L73 162V166H76L77 167V169H78V167H79V165H74V164H76V162H75ZM86 160H82V161H86ZM98 160V159H97ZM107 160L109 161V162H107ZM120 160V161H121ZM179 160V159H178ZM186 160H188V159H186ZM210 160V161H209ZM219 160H221V159H219ZM228 160L230 161V159L228 158ZM93 161L95 162V163H93ZM103 161V162H102ZM122 161V163H121V165L124 163ZM153 161V160H152ZM158 161V160H157ZM167 160H165V162H166ZM170 161V163H172ZM179 161H182L183 162V158H182V160L180 159ZM196 161V160H195ZM194 161V162H195ZM221 161H223V160H221ZM223 161V162H224ZM41 162V163H42ZM61 162V161H60ZM67 162V161H66ZM67 162V163H68ZM75 162V163H74ZM80 162V161H79ZM101 162V163H100ZM110 162V163H111ZM119 162V161H118ZM132 162V161H131ZM153 162H155V161H153ZM164 162V160H163V165L165 166V164L166 163H168V162H166L165 163ZM206 164H205V166H207V162L206 161H204ZM36 163H38L37 161H36ZM36 164V165H39V166H43V163L41 164ZM62 163V162H61ZM66 163V164H67ZM78 163V162H77ZM81 163H83V162H81ZM81 163H80V165H81ZM86 163H88L89 164V161L87 162L86 161ZM85 162L82 164V166L84 165V164H86ZM107 164L109 167H107V166H105V167H107L106 169H105V167H104V170H103V172H101L100 174L99 173H95V174H97V176H101L104 172L105 173H107V171H108V169L110 168V165L111 164ZM126 163H127V160L125 161V165H126ZM128 163H129V161H128ZM127 163V164H128ZM136 163V162H135ZM165 163V164H164ZM214 163H213V165H214ZM219 163H220V161H219ZM224 163H226V162H224ZM228 163V162H227ZM226 163V164H227ZM230 163V162H229ZM48 164H47V168H48ZM63 164V165H62ZM62 164H60V168L58 167V169H60V171L63 169V171L64 170H66V166H65V162H63ZM88 164H87V166H83V167H87V169H88ZM119 164V163H118ZM118 164H117V166H118ZM130 164V163H129ZM155 164V163H154ZM151 165L150 167H153V166H155V165ZM159 164H160V162H159ZM158 164V165H159ZM184 165H185V163H183ZM186 164H187V162H186ZM195 164H197V161H196V163ZM221 164H223V163H221ZM221 164H217L216 165V167L217 166H219L218 167V169L220 168V167H222V165ZM231 164V163H230ZM238 164V163H237ZM69 165V166H68ZM104 165H106V164H104ZM103 165V166H104ZM113 165H114V160H113ZM143 165V164H142ZM180 165V164H179ZM184 165H183V167H184ZM188 165V164H187ZM186 165V166H187ZM208 165H210V164H208ZM229 165V164H228ZM228 165H226L227 167V169H228V167H229V169H228V171L230 172H228V174H227V178H229L230 177V175L231 174H233V172L231 173V170L232 171H234V169H233V167H232V165H231V167L230 166H228ZM234 165V164H233ZM31 166V165H30ZM38 166V167H39ZM45 166H43V167H45ZM50 165H49V167H50V170H51V168L53 167H51ZM61 166H65V167H61ZM67 169L68 168H70V172L73 170V169H75V167L73 168V167H71L70 166V162L67 164ZM91 166V165H90ZM89 166V167H90ZM98 166V167H97ZM102 166V165H101ZM116 166V164L114 165V167ZM116 166V167H117ZM120 166V165H119ZM138 166V165H137ZM140 166V165H139ZM157 166V165H156ZM155 166V170L157 171V169L159 168V166H157L156 167ZM160 168H162V164H160ZM175 166V165H174ZM196 166V168L199 170V164L198 165H195ZM210 166H212V165H210ZM210 166H207L208 168V170H209V172H207V173H210V169H212V168H210ZM32 167V166H31ZM30 167V168H31ZM43 167L42 168H40V169H42V172L46 169H43ZM92 167V166H91ZM90 167V170H92V168ZM94 167V166H93ZM112 167V166H111ZM115 167V168H116ZM122 167V169L124 168V170L123 171H128V169L130 170V168H126L127 170H125V167H123V165L121 166ZM121 167L118 169L117 168V170H120L121 169ZM134 167H136V166H134ZM133 167V168H134ZM149 167V168H150ZM172 167V166H171ZM189 167V166H188ZM225 167V165L223 166V168ZM9 168H10V166H9ZM62 168V169H61ZM97 168V169H96ZM113 168V167H112ZM110 169L109 171H111V170H113V169ZM138 169L140 168V167H137ZM148 168V167H147ZM177 168H178V166H177ZM176 168V169H177ZM210 168V169H209ZM223 168H220L221 169V172H223V171H225V169L223 170ZM230 168H232V169H230ZM38 169V168H37ZM40 169H38V170H40ZM49 169V168H48ZM53 169H54V167H53ZM77 169H75L76 171L74 172V173H76V175H75V181H77L78 182V180H76L77 179V177L76 176H78V178H82L83 176H82V173L80 174L82 177H79L80 175H79V173H78V170L79 169H81V167L77 170ZM86 169V168H85ZM101 169H103V167L101 168ZM122 169L120 170V172L122 173ZM153 169V171H155ZM175 169V168H174ZM182 169V168H181ZM181 169H180V173H181ZM184 169H185V167H184ZM206 169V168H205ZM206 169V170H207ZM214 169V168H213ZM217 169V168H216ZM217 169V170H218ZM220 169L217 171L218 173H219V171H220ZM36 170V169H35ZM81 170H83L84 172L86 171V170H84V168H82ZM81 170H79V171H81ZM151 170V169H150ZM150 170H149V172H150ZM186 170V169H185ZM207 170V171H208ZM51 171H53V170H51ZM51 171H44V172H46V173H50ZM59 171V170H58ZM58 171H57V173H58ZM68 171V170H67ZM82 171V172H83ZM102 171V170H101ZM108 171V173H109V175H111V173L113 172H109ZM134 171V170H133ZM132 171V172H133ZM142 171H143V169H142ZM159 171V170H158ZM161 171V170H160ZM175 171V170H174ZM211 171H214V170H211ZM236 171V170H235ZM37 172H39V173H41V171H37ZM66 172V171H65ZM69 171H68V173H70ZM118 172V171H117ZM120 172H118V173H120ZM170 172V171H169ZM186 172V173H185ZM184 173H185V175H188V173H187V171H185ZM216 172V173H217ZM52 173H54V175H55V171L54 172H52ZM52 173L49 175V176H47V174H46V176L44 177V178H48V177H53L54 175H52ZM61 173H62V171H61ZM74 173H72L71 172V174H70V176L69 177H72L71 175H74ZM86 173V172H85ZM104 173V174H105ZM107 173V174H108ZM118 173H117V175H118ZM134 173H136L135 171L133 172V173H131L130 172V174H133L134 175ZM142 173V172H141ZM145 174H147V172H144ZM151 173H153V172H151ZM159 173V172H158ZM171 173V172H170ZM177 173V172H176ZM184 173H183V170H182V174L184 175ZM217 173V174H218ZM63 175H65L64 173H62ZM84 174V173H83ZM90 174H92V172L90 173ZM94 174V175H95ZM102 175V178H103V176L105 177V175ZM107 174H106V177H107ZM113 174H114V172H113ZM113 174H112V176H113ZM116 174V173H115ZM123 174H126V173H123ZM167 174H168V171H167ZM171 174H174V172L173 173H171ZM182 174H181V177L180 178H182L183 176H182ZM200 174H202V175H204L202 172H200ZM199 174V175H200ZM215 174V173H214ZM215 175V176H218V175ZM225 174H226V171L224 172V176H225ZM230 174V175H229ZM57 175V174H56ZM68 175L69 174H67L66 176H64V180H66L67 179V177H68ZM93 174H92V177H93V179H94V181H96V179H97V181H98V179L100 180V178H94L95 176H94ZM129 175V174H128ZM132 175V176H133ZM159 176L157 177L156 175H154V173H153V176L151 175V177L149 176V180H150V178H154V180L155 181H152V179H151V181L152 182H155V184H156V182H158V178H160V182L162 181V177L164 176L165 178H166V176L165 175H163L162 176V174L161 173H159L158 174ZM174 175H176V174H174ZM184 175V176H185ZM201 175V176H202ZM211 175L213 176V174H212V172H211ZM86 176H88L87 177V179L89 178V175L86 173ZM119 176H122V175H119ZM127 175H124V177H126ZM135 176H136V174L134 175V177L132 178V179H134L135 181L137 180V178L135 179ZM155 176L157 177V179H155ZM171 176V175H170ZM179 176V175H178ZM209 176V175H208ZM215 176H213V179H215L216 177ZM222 177V178H220V176H219V178L222 180V182H223V178H225V177ZM229 176V177H228ZM233 176L235 177V174H233ZM232 176V178H233V180H234V177ZM26 177V176H25ZM57 177H59V179H61V181H62V179H63V177H61L60 178V176L58 175ZM65 177H66V179H65ZM84 177H85V175H84ZM105 177V178H106ZM109 177V176H108ZM131 177V176H130ZM139 177H141V176H139ZM172 177H173V175H172ZM172 177H170V178H172ZM46 178V179H47ZM54 178V177H53ZM52 178V179H53ZM56 178V177H55ZM113 178V177H112ZM119 178V177H118ZM123 178V177H122ZM169 178V179H170ZM33 179V178H32ZM45 179V180H46ZM87 179H83V180H87ZM92 178H91V181L89 182V180L90 179H88V181L87 182H85L84 181V183L85 184H83V185H90V183L92 182V180H93ZM108 179V178H107ZM111 179V177L109 178V180ZM115 179V178H114ZM121 178H119V180H120ZM126 178H124V180H125ZM168 179V178H167ZM174 179V178H173ZM176 179V178H175ZM185 179V178H184ZM183 179V180H184ZM188 179V178H187ZM187 179H185L186 181H187ZM220 179H218V180H220ZM29 180H31V179H29ZM28 180V181H29ZM48 180H50L49 178H48ZM48 180H46L45 182L43 181V180H41V181H43L44 183H42V184H45V186H46V182L48 181ZM55 180V181H54ZM53 181H52V183H55L54 184V187H59L60 189L62 188V187H60V186H58L59 185V182L57 183L56 182V180H57V178L56 179H54ZM70 180H71V182H72V179H68V180H66L65 181V185L67 184L68 185V182H70ZM112 180V179H111ZM118 180V181H119ZM122 180V179H121ZM131 180V179H130ZM130 180H128V183H130ZM133 180V181H134ZM157 180V181H156ZM165 180V179H164ZM180 180V179H179ZM184 180V181H185ZM215 180H217V179H215ZM228 180V179H227ZM227 180L225 181V182H227ZM28 181H26L28 184H32L33 182H32V180L30 181V183L28 182ZM36 182L38 181L37 179L35 180ZM103 182H104V180H102ZM102 181H98V183L100 182H102ZM116 181V180H115ZM115 181H112L113 182V184H114V182ZM118 181H116V183H118ZM126 181V180H125ZM133 181H132V183H133ZM168 181V180H167ZM232 181V180H231ZM36 182H34V183H36ZM50 182V181H49ZM48 182V183H49ZM67 182V183H66ZM70 182V184L69 185H73V183H71ZM79 182H80V185H82L81 184V182H82V180L80 181L79 180ZM111 182V181H110ZM136 182H138V183H140L141 182V180L140 181H136ZM136 182H134L133 184L132 183H130V184H132V185H136L137 183ZM143 182V181H142ZM141 182V183H142ZM149 182V181H148ZM165 182V181H164ZM164 182H161L160 184H163ZM176 182H177V180L174 182L175 184H176ZM197 182V181H196ZM220 182V181H219ZM228 182H230V180L228 181ZM228 182L225 184V183H222L224 186H222V184H220L221 186H222V188L224 189V190H226V193H227V191H229V190H231V189H233L232 188V186L230 185V184H228ZM232 182H234L235 183V181H232ZM33 183V184H34ZM39 183V182H38ZM41 183H40V185H41ZM47 183V184H48ZM75 183V182H74ZM94 185H96L95 184V182H92ZM97 183V184H98ZM169 183V182H168ZM237 183V182H236ZM37 184V183H36ZM57 184V185H56ZM62 184V183H61ZM64 184V183H63ZM76 184H78L79 185V183H76ZM103 184V183H102ZM124 184H125V182H124ZM127 184V183H126ZM130 184H129V186L128 185H124L125 187L126 186H128V192H130V196L131 197H133L134 196V200H135V192H136V194H137V189L138 190H140V187H138V188H134V187H132V189L134 190V191H129L130 189H131V187H130ZM143 184H145V186L147 185V181H146V183L144 182V183H142L141 184V187L142 186H144ZM155 184H153L152 183V185H155ZM199 184H202V182L201 181H199ZM24 185V184H23ZM49 185V184H48ZM75 185V184H74ZM93 185V186H94ZM112 185V184H111ZM110 185V186H111ZM131 185V186H132ZM185 185V184H184ZM186 185H188L187 183H186ZM195 185V184H194ZM233 185V184H232ZM235 185V184H234ZM233 185V186H234ZM39 185H37L36 187H38ZM42 187H43V185H41ZM92 186V185H91ZM100 186V185H99ZM98 185L97 186H95V187H99ZM106 186V185H105ZM116 186H117V184H116ZM115 186V187H116ZM138 186V184L136 185V187ZM163 186V185H162ZM172 186H173V184H172ZM238 186V185H237ZM35 186H34V188H36ZM48 187H51V184L48 186ZM48 187H46V188H48ZM53 187V189L52 188H50L49 189V191H50V194L52 193V192H54L57 188H54ZM65 187H67V188H70L69 186H65ZM64 187V188H65ZM73 186H71V188H72ZM77 187H79V186H76V188ZM94 187V188H95ZM104 186H102V188H103ZM109 187V186H108ZM149 187V186H148ZM148 187H147V190H148ZM154 187H156V186H154ZM164 187V186H163ZM176 187V186H175ZM186 187V186H185ZM203 187H205V186H203ZM39 189H41L40 187H38ZM37 188V189H38ZM42 189L43 190V192H44V190H47L48 191V189ZM57 189L58 191H63L64 190V192H66V190L63 188V189ZM75 188V189H76ZM82 188H83V186H82ZM91 188H93V187H91ZM111 188H113L114 189V187H111ZM157 188H160V186L159 187H156V189ZM172 188V187H171ZM182 188V187H181ZM236 188V187H235ZM39 189H38V192H41V191H39ZM74 189V188H73ZM80 189H81V186H80ZM80 189L78 188V190L77 191H80ZM89 190H90V188H88ZM96 189V188H95ZM98 189H100V188H98ZM108 189V188H107ZM112 189V190H113ZM160 189H162V188H160ZM164 189V188H163ZM168 189V188H167ZM166 189V190H167ZM178 189L180 190V188L178 187ZM201 189H202V187H201ZM239 189V188H238ZM238 189H236V190H238ZM52 190V191H51ZM69 190V189H68ZM109 190V189H108ZM107 190V191H108ZM115 190V189H114ZM125 190H126V188H125ZM142 191H138V194H139V192L141 193V194H139V195H142L143 196V198H145V199H142L141 197H140V200H143L144 202H146V201H148V200H146V197L145 196H147L146 194L148 193H145V191H146V189L145 188H143V189H141ZM154 190H155V188H154ZM159 190V189H158ZM182 190V189H181ZM187 190V189H186ZM203 190H205V189H203ZM240 190V189H239ZM1 191V190H0ZM14 191V190H13ZM13 191H11V194H12V196H13ZM27 191V190H26ZM26 191H20V192H18V193H14V194H17L18 196H20V194L19 193H25ZM31 192H32V188H31V190H30ZM100 191H101V189H100ZM111 191V189L109 190V192ZM116 191V190H115ZM115 191H111V192H115ZM117 191H119L120 192V190H118L117 189ZM185 191V190H184ZM187 191H189V190H187ZM222 191V190H221ZM2 192V191H1ZM38 192H36L35 193V195H37V197H38V195H40L39 197H38V200L40 199V200H43V199H41V198H43V197H45V194L44 193H42V194H38ZM46 192V191H45ZM57 192V191H56ZM56 192H54V194H51V195H53V196H55V193ZM71 192V193H70ZM99 193V190L97 191L96 190V193ZM102 192V191H101ZM132 192V193H131ZM150 192V191H149ZM159 192H161V190H159ZM162 192H163V190H162ZM180 192V191H179ZM179 192H178V194H179ZM8 193V192H7ZM28 193V192H27ZM30 193V192H29ZM29 193L27 194V196L29 195ZM48 193V192H47ZM68 193H70V194H68ZM73 192H72V189H71V191H69V192H67V194L66 193H64V194H66V195H70V196H67L66 197V199H68V197H70L71 198V201H70V205H72L73 207L75 206L76 207V205H74L75 203L74 202H72L73 200H75L76 198H78V196H77V194H72ZM75 193H76V191H75ZM80 193V192H79ZM85 193H86V190H85ZM94 194V192H92V194L90 195L89 194V196H91V197H87L88 199H91L93 196V194L95 195V197L97 196V194ZM116 193H118V192H116ZM121 193V192H120ZM120 193H118L119 195H120ZM169 193H172V192H170V190H169V192H168V194ZM184 193V192H183ZM229 193V192H228ZM227 193V194H228ZM231 193V192H230ZM234 193V194H235ZM2 194V193H1ZM0 194V195H1ZM5 194V193H4ZM4 194H2V195H4ZM43 194H44V196H43ZM58 194H60V193H58ZM63 193L62 194H60V196L58 195V197H61L62 196V199L60 198H58V202H62L63 201V198H64V196H66V195H64ZM84 194V192H82V195ZM88 194V193H87ZM87 194H84V195H86L87 196ZM99 194H101V193H99ZM103 194V193H102ZM101 194V195H102ZM110 194V193H109ZM113 194V193H112ZM122 194V193H121ZM126 194V193H125ZM129 194V193H128ZM127 194V195H128ZM165 194H166V192L164 193V196H165ZM177 194V195H178ZM181 194V193H180ZM179 194V195H180ZM189 193L187 192V197H189V195H188ZM225 194V193H224ZM223 194V195H224ZM261 194V193H260ZM6 195V194H5ZM4 195V196H5ZM8 195H9V197H10V194L8 193ZM48 195V194H47ZM51 195H48L50 198L52 197V198H55V197H53V196H51ZM64 195V196H63ZM73 195H76L74 198H72V196ZM104 195V194H103ZM103 195H102V197H101V199L100 200H102V198H103ZM133 195V196H132ZM139 195L136 197V198H138V201L140 202V200H139ZM184 195H186V194H182V196L181 197H183ZM229 195V194H228ZM3 196V197H4ZM22 196H24V194L22 195ZM22 196H20L21 198H22ZM31 196V198H32V194L30 195ZM34 196V195H33ZM43 196V197H42ZM111 196V195H110ZM109 196V197H110ZM112 196H114L115 197V194H113ZM152 196H153V194H152ZM160 196H161V194H160ZM159 195H158V200L161 202L162 200H160V199H162V198H159L160 197ZM227 196V195H226ZM225 196V197H226ZM2 197V196H1ZM0 197V198H1ZM14 197V198H13ZM12 198L13 199H10L11 201L12 200H16V196H13ZM36 197V196H35ZM35 197L34 198H32V199H35ZM80 197V196H79ZM92 198V199H96V198ZM116 197H118L117 196V194H116ZM181 197L179 198V201H180V199H181ZM215 197V196H214ZM224 197V198H225ZM228 197H230V198H232L230 195L228 196ZM6 198V197H5ZM5 198H4V201H2L3 200V198H1L2 200H0V201H2L3 203H5V202H7V200H5ZM26 198H28V197H26ZM30 198V197H29ZM84 198V197H83ZM87 198L85 197V199L87 200ZM100 198V197H99ZM98 198V199H99ZM105 198V197H104ZM155 198V197H154ZM176 198V197H175ZM175 198H174V200H175ZM210 198V197H209ZM6 199H8V198H6ZM18 200H16V201H20L21 202V200H19V198H17ZM25 199V197H23V199L22 200H24ZM32 199H29V200H31V202L33 201ZM37 199V198H36ZM35 199V200H36ZM46 199V198H45ZM49 199V198H48ZM57 199V198H56ZM65 198H64V201H67ZM80 199H81V197H80ZM92 199L90 200V201H92ZM116 199V198H115ZM157 199V198H156ZM155 199V200H156ZM183 199V198H182ZM185 199V198H184ZM184 199H183V201H184ZM187 199V198H186ZM189 199H191V197H189ZM223 199V198H222ZM234 199V198H233ZM10 200H8L9 202H10ZM15 200L14 201H12L11 202V204L10 203H7V204H9V206H7V205H1L0 206V264H44V263H42L41 262V260H39L40 258H38L37 256L39 255V254H37V251L39 250V252L42 254V251H43V253L44 254H42V255H48L49 257L48 258H52V259H54V258H57V257H64L63 259L65 260H68L67 259V257L69 258V256L71 255V254H69L70 253V249H73V248H71V244H72V242H71V240H72V237L76 234V233H79V231H81L80 229L82 228V227H84L85 226V221L84 222H82V220L81 221H78L77 220V216L75 215V213H77V211L78 210H81L80 208H82L81 207V205H78V204H80L81 203V200H80V203H79V198H78V202H77V206L79 207V209H78V207H77V211H72V209H70L71 210V214L70 215H65L64 217H62V212L59 210V208L60 207H65V205H64V203L63 204H58V202L56 203V201H55V203H54V201L52 202V204H58V207H55V209L53 208L54 207V205H53V207H52V205H49L50 203H48L49 201L48 200H46V202L48 203V205H47V207L49 206H51L52 208H48V209H46V204L45 203H43V201L41 202V203H43V204H45V205H43V204H41L38 200H36L35 202H39V204H41V205H39V206H41V207H38L37 206V204L36 203H34V202H32V205L34 204H36L35 205V207L34 206H32V207H30V208H32V209H29V210H32V211H26V209H28V207L27 206H25V203H28V204H30L29 202V200H28V202H25L26 200H24V203H23V201H22V206H12L13 204H15L16 202H15ZM51 200V199H50ZM60 200V201H59ZM77 200V199H76ZM146 200V201H145ZM158 200H156V201H158ZM163 200H165V199H163ZM215 200V199H214ZM52 201V200H51ZM50 201V202H51ZM89 201V202H90ZM104 201V200H103ZM116 201V200H115ZM137 201V200H136ZM141 202V203H144V202ZM150 202H151V197H150V200H149ZM147 202V203H149L150 204V202ZM187 201H189V200H187ZM193 201V200H192ZM14 202V203H13ZM60 202V203H61ZM86 202H88V201H86ZM100 202V201H99ZM102 202V201H101ZM138 202V203H139ZM159 202V204H161ZM171 202L173 203V201L171 200ZM175 202V201H174ZM182 202V200L180 201V202H178V203H181ZM190 202V201H189ZM246 202V203H245ZM67 203H69V202H66V205H67ZM72 203V204H71ZM140 203V204H141ZM203 203V202H202ZM201 203V204H202ZM0 204H1V202H0ZM17 204V203H16ZM18 204H21V203H18ZM87 204V203H86ZM112 204H114V203H112ZM124 204V203H123ZM140 204H139V206H140ZM163 204L165 205L166 204V202L164 203L163 202ZM163 204H161V206L163 207ZM170 204V203H169ZM174 204V203H173ZM216 204V203H215ZM62 205V206H61ZM84 205V204H83ZM99 205V204H98ZM146 205H148V204H146ZM151 205V204H150ZM149 205V206H150ZM158 205V204H157ZM166 205H168V204H166ZM175 205H177V204H175ZM175 205H172L173 207L175 206ZM179 205V204H178ZM198 205V204H197ZM220 205H221V202H220ZM42 206H44L45 208H43ZM102 206H103V204H102ZM104 206H106V205H104ZM148 206V207H149ZM153 206H154V204H153ZM152 206V207H153ZM160 206V207H161ZM171 206V207H172ZM203 206H204V204H203ZM214 206V205H213ZM219 206V205H218ZM222 206V205H221ZM68 206H66V208H67ZM73 207H71V208H73ZM75 207L73 208V209H75ZM95 207V206H94ZM98 207V206H97ZM143 207V206H142ZM141 207V208H142ZM157 208H158V206H156ZM162 207H161V209H162ZM183 207V203H182V205H181V208ZM217 207V206H216ZM220 207V206H219ZM225 206H223V207H220V208H224ZM42 208V209H41ZM58 208V209H57ZM66 208L65 209H63V211H64V214H68V212L66 213L65 212V210H66ZM68 208H70V206L68 207ZM68 208H67V210H68ZM85 208V207H84ZM146 207H144V209H145ZM156 208V209H157ZM175 208V207H174ZM176 208H178L177 206H176ZM181 208H179L180 210H181ZM213 208V207H212ZM34 209H35V211H34ZM41 209V210H40ZM45 209V210H44ZM52 209H54V212H53V210ZM57 209V211L58 212H61V214L62 215H60V213L58 214L59 216L58 217H62V218H58L56 215V217L53 215V213L54 214H56V212H55V210ZM86 209H88L89 210V208H86ZM96 209V208H95ZM108 209V208H107ZM143 209V208H142ZM164 209V208H163ZM163 209L161 210V211H163ZM165 209H167V213L169 212L168 210H171V209H169V206L168 207H166ZM43 210V211H42ZM49 210V211H48ZM62 210V209H61ZM66 210V211H67ZM91 210H93L92 208H91ZM90 210V211H91ZM96 210H98V209H96ZM146 210H148L147 208H146ZM151 210V209H150ZM160 210V209H159ZM173 210H176V209H173ZM82 211H84V209L82 210ZM86 211V210H85ZM102 212H103V210H101ZM145 211V210H144ZM164 211H166V210H164ZM178 211V210H177ZM182 211H183V208H182ZM182 211H180V214H181V212ZM79 213L81 212V211H78ZM93 212L95 213V211L93 210ZM143 212V211H142ZM142 212H141V215L142 216H144V214H142ZM173 212V211H172ZM26 213H30L31 214V216L33 217V215L32 214H34V215H38V217H43L42 219L41 218H39V219H41V220H38V221H36V223H31L32 225L31 226H29L28 224H30V223H28V221L26 222L24 219H25V217H26V220H27V215H29V214H27L26 215ZM83 213V212H82ZM87 213V212H86ZM86 213H84L85 215H87ZM148 213V212H147ZM151 213V212H150ZM155 213H157V212H155ZM158 213H159V211H158ZM169 213H171V212H169ZM178 213H179V211H178ZM40 214V215H39ZM108 214H111L110 212H108ZM154 214V213H153ZM161 214H163V213H161ZM165 214V213H164ZM164 214H163V217H165L166 218V221H167V217H168V215H166V216H164ZM175 214H176V212H175ZM26 215V216H25ZM36 215V216H37ZM43 215V216H42ZM78 215H80V214H78ZM82 215V214H81ZM97 215V214H96ZM100 215H102L103 216V214H100ZM140 215V216H141ZM178 215V214H177ZM31 216H30V218H31ZM83 216V215H82ZM151 216V215H150ZM171 216V215H170ZM173 216H174V214H173ZM176 216V215H175ZM180 216V215H179ZM38 217H37V219H38ZM79 217V216H78ZM95 217H97V216H95ZM161 218H163L162 217V215L160 216ZM178 217V216H177ZM29 218V217H28ZM81 218V217H80ZM98 218V217H97ZM156 218H157V216H156ZM158 218H159V216H158ZM32 219V218H31ZM34 220H35V218H33ZM33 219H32V221H33ZM58 219H60V220H58ZM62 219H64V220H62ZM160 219V218H159ZM96 220H98V219H96ZM163 220V219H162ZM210 220H212V219H210L209 218V220L208 219H201V221L200 222H202L205 226L204 227H206V226H212V223H211V221ZM93 221H94V219H93ZM100 221V220H99ZM98 221V222H99ZM161 221V220H160ZM160 221H158L157 220V222H160ZM213 221V220H212ZM215 221V220H214ZM97 222V223H98ZM168 222V221H167ZM95 223V222H94ZM97 223H95V225L97 224ZM102 224V223H101ZM104 224V223H103ZM88 225H89V223H88ZM90 226V225H89ZM98 226V225H97ZM86 227V226H85ZM100 227H102V226H100ZM112 227V226H111ZM88 228H91V226L90 227H88ZM84 230V229H83ZM84 232V231H83ZM101 232H102V234H101ZM87 234V233H86ZM56 236L59 238V239H57L56 238ZM75 237V236H74ZM73 237V238H74ZM89 236H87V238H88ZM93 237H90V238H88V239H86V241H88L89 239L91 240V238H93ZM99 237V238H98ZM73 241V240H72ZM92 241V240H91ZM73 245V244H72ZM101 245V244H100ZM103 245V244H102ZM75 248V247H74ZM36 249V254L34 255L32 252H34L35 253V251H33V250H35ZM38 249V250H37ZM85 250H86V248H85ZM100 250V249H99ZM103 250V249H102ZM72 251H74V250H72ZM101 251V250H100ZM38 252V253H39ZM87 252V251H86ZM97 252V251H96ZM103 252V251H102ZM71 253H73V252H71ZM88 253V252H87ZM99 253H101V252H99ZM74 254V253H73ZM45 255V256H46ZM74 255H76V254H74ZM94 255V254H93ZM103 255V254H102ZM105 255V254H104ZM72 256V255H71ZM40 257V256H39ZM85 257V256H84ZM71 258H74V257H71ZM70 258V259H71ZM49 259V260H50ZM89 258H87V260H88ZM69 261V260H68ZM72 261V260H71ZM71 264V263H70Z\"/></svg>",
  "mask_w": 264,
  "mask_h": 264
},
{
  "label": "water",
  "instance_id": "water-1",
  "mask_svg": "<svg viewBox=\"0 0 264 264\" xmlns=\"http://www.w3.org/2000/svg\"><path fill=\"white\" fill-rule=\"evenodd\" d=\"M99 264H264V221Z\"/></svg>",
  "mask_w": 264,
  "mask_h": 264
},
{
  "label": "built area",
  "instance_id": "built-area-1",
  "mask_svg": "<svg viewBox=\"0 0 264 264\" xmlns=\"http://www.w3.org/2000/svg\"><path fill=\"white\" fill-rule=\"evenodd\" d=\"M227 227H223V228H221V229H226ZM220 229V228H219ZM220 229V230H221ZM184 239H189V236H186L185 238L183 237L182 238V241L184 240ZM167 241H171V238L169 237L168 239H167ZM173 242H181L180 240L179 241H173ZM136 244L137 243H133V245H135L136 246ZM147 244H149V243H147ZM142 245V244H141ZM114 256V255H113ZM106 257H111V256H106Z\"/></svg>",
  "mask_w": 264,
  "mask_h": 264
}]
</instances>
